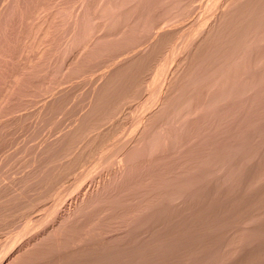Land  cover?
Listing matches in <instances>:
<instances>
[{
    "label": "bare ground",
    "instance_id": "1",
    "mask_svg": "<svg viewBox=\"0 0 264 264\" xmlns=\"http://www.w3.org/2000/svg\"><path fill=\"white\" fill-rule=\"evenodd\" d=\"M5 1H3V3ZM7 1L14 2L12 0H7ZM18 1L20 2V0H18ZM25 1H28V2H25V3H27L26 5L31 4V3H29V0H25ZM45 1H47V0H45ZM45 1H43V2H45ZM48 1H51V0H48ZM55 1H57V0H55ZM63 1H65V0H63ZM68 1H65V2H68ZM71 1H76V0H71ZM82 1H84V0H82ZM85 1L87 2V0H85ZM102 1L103 0H101V2ZM106 1H108V0H106ZM111 1L112 0H110V2ZM123 1H125V0H123ZM150 1L151 0H149V1H147V0H136V2L130 1L131 2V4H130V3H128L129 1L127 0V4H126V2L125 3L123 2L125 4V6L123 4L122 5L124 6V8L127 5H129L126 8L127 9L126 11H128V12H125L126 14L129 13V11H130V12L135 13L133 15H136V13H137L136 11H137V9L140 10V7H142V9H144L145 11L148 10L146 7H148L151 10L154 7L153 9L155 10V12H157L156 9H158L159 3L161 1L156 0V2H159L158 7H157V3H155V0L154 1L152 0L153 2L151 1V3H150ZM164 1H166V0H163V2ZM178 1L180 2V0H178ZM192 1H191V3H192ZM212 1L213 0H211V2ZM11 2H9V4ZM31 2L35 3V1H31ZM36 2H38V4H39V3H42V0L41 1L37 0ZM51 2L49 4V7H51V5H54V2H53V4H51ZM65 2H62V0L58 1V3H60L63 6L65 5L63 3H65ZM86 2H84L85 4H83L82 7L84 5H87V4H89V6H90V4H91V6H92L91 9H93V10L95 9V6L93 7L92 3H90V2L86 3ZM121 2H122V0H121ZM163 2H161L162 3V4H160L161 6L164 5ZM175 2H176V0H175ZM14 3H16V1ZM21 3L23 4L24 2L22 1ZM21 3H19V4L21 5ZM68 3H66L67 6H68ZM75 3L77 4V2H75ZM187 3L190 5V1H188ZM212 3H213L212 6H215V7H212L210 5L209 6L212 8H216L215 10L217 12L218 11L219 12L216 15H213L216 12L212 14L211 12H213V10H212V8L209 7V9H211L210 13L214 17L210 16V17H212V19L211 20L208 19L210 21L209 22L207 21V23H205V25H204V23H202V21L200 23L201 25H199V26H198V24L196 25L195 23H193V25L195 24V26L192 29V31L190 30L191 31L190 33H189L188 27L186 25L185 26V27H187L186 30L189 33V35H188L189 38L188 39L186 38L187 35L185 37L187 39V41L182 39L184 42L182 41L179 44H175V42L177 43V40H179L182 37L184 38V36L186 34V31H184V30L182 31L181 29L180 30L182 31V34H184V33L185 34L183 36L181 35L182 37L179 36L180 37L179 39L176 38L177 39L176 41H174L175 40L174 39L173 40L174 42L169 41V40H171L170 38H173L174 36H176V35H171L177 31V29H175L174 26H173V28L175 31L171 29L172 32L174 31L173 33H171V31L168 30L169 28H166V26H165V28L168 31H164L165 28H162L164 32L159 28L160 26L157 27L158 29H160L162 31L161 33L160 32L156 33V32L151 30L152 32H154V34L155 33L156 34L155 35L153 34L154 36H151V37L149 36L150 39L149 38L148 39L150 42L146 39L147 43L148 42L149 43L147 44V46L144 44L145 45L144 49H143V47H141L142 50L141 49L139 50L140 46L143 45L140 42L142 40H140L139 41L140 43H138L139 44V48L137 47L138 50L137 49L135 50L134 48H136L135 45L138 46V44H137L138 41H136L134 43L132 41L130 42V41L126 40L127 43L129 44V47H128L127 46L128 44L125 43V40L122 39L125 43V44H123V43L122 44L127 46L128 48L132 47L131 50L133 51V49H134V51L129 56L126 55V56H124V58L121 57L122 60L120 59V57H119L120 55H119L118 57L120 60L118 59V62H115L114 64L111 62L112 66H114V67L110 66L111 64H109V66L112 68L109 71L107 70L106 73H104L103 75H102V73L99 74V72H98L102 68H100V69L98 68L99 69L98 71L95 68V71L98 73H96V72H94V73H96L98 75H102V77H101V81L98 82L96 86L93 84V86H94V88L92 87L93 89L89 88L90 94L86 91L88 89H85L87 86V84H85L86 81L82 82L86 85V86H82V84H81L82 87L76 83V86L77 85L79 86L78 89L75 88V90H74V87H73L74 85L71 86L73 89L72 93H76L77 90H79V89H80V91H82L81 88L83 89L85 87L84 88L85 92H87L89 95H87V93L84 94L87 98L85 96H83V98L85 97L87 99L86 101L84 100L85 102H87L86 104H83L85 102H81V101H83V98L82 99L79 98L80 99V100H78L79 102L77 100H75L76 102H78L77 105H81V104H83V106L85 105L82 108H81V106H80V108H78L79 106L77 107V105L74 104V102H73V104L70 102L73 106L75 105L74 107H71V104L69 103V101H67L70 105L69 107H71L72 110L75 107L80 109V110H83V108H84V110L81 111V113H79L80 110L77 109L79 116L78 115H77L78 117L76 116L77 117L76 123L74 125L72 123V128L67 129L66 132L63 131L64 133L62 135L59 134V132H58V134L61 136L58 137L57 131H56V130L59 131L60 128L57 129L58 128L57 126H53L51 124V122L56 118H53V120H51L50 116H52V113H50L51 115H49L50 118L48 119L47 118L48 116H46L47 115L46 113L52 112V111H54V109H57L56 105H57V102L60 99H62V94H60V95L57 94L58 96L51 97L52 99L49 102H47L48 103L47 106L42 105L44 107L43 109L41 108L43 111L37 110L39 112V116H37V119H38V117L40 119H42L43 125L45 126V127L43 126L44 128H47L48 125H50V124L52 125L53 128L57 127L56 129H50L52 132L51 134H53L56 131V134L55 133L53 134V135H56V139L54 137V139H55L54 140L52 138V136H49V137H51L54 141L51 138L50 139L46 138V137H48L47 133L45 132L47 129H45V131H43V132H45V136H46V137L44 136V138L52 140V141H50L52 143H49L50 144V145L48 144L49 147L46 146V148H44V147L42 148V147H40V145L38 146L39 148L44 149V150L39 149L36 151L37 148L35 149L36 152H33L32 156L38 154V160L39 161H35V163L39 162V164L35 167L33 166L34 169H32V167H30V165H27L28 162H29V164L34 165L33 164L34 158L30 154L31 150H29L30 148H32L31 147L32 144L30 143L31 146L30 145L27 146V144L29 142L27 143L26 139L24 138L22 145H24V143H27L25 145H26V147H29V149L26 150V152L27 153L29 152L28 155L30 154V156L33 158L32 159L33 163H31L30 161H26L27 163L24 164L21 161V160H23L24 154L26 155L27 153H24L23 155L19 154L22 156V157H20L22 159L20 160V158H19V160L24 164V166L27 165L28 168H31L30 169L31 173L28 176V172H26V169H25L26 173L23 171V173L26 174V175L24 174L25 180L21 179V180H23L24 184H22L23 183L22 181H21L22 183L20 182V180H19L20 178H16L17 181L19 180L18 184H17V182H14L15 179H13L14 180L13 183L11 182L12 184L16 183L17 187L19 186V183L22 186L15 188L14 185H12L10 183L14 188L12 186H10V184H9L11 189L9 188L8 192H6V189H8L9 186L5 189V191H4V189H3V191H2V189H0L1 190L0 193L2 194V195L0 194V196H1L0 197V208H2V212L0 211V215H3V217H1L2 221L3 220L5 221L6 217L10 218L12 212H10L9 210H11L12 208L16 209L17 210L16 212H19V213L21 212V210H25V209H27V210L30 209L32 211V209L36 210L39 207L44 208L43 206H45V204H47L46 203L47 201L45 202L44 199L45 198L49 199V197H50L51 199H49V200L51 201L52 196H53V195L51 196V194H54L52 192H55L56 194H55V196H53V200L51 201L52 203L49 204V206H47V207L45 206L44 209L46 211H45V214H43V215L30 217V215H32V214L29 210L30 215L25 213L26 214V217L24 216L25 221L23 220L24 223L22 222L23 223L22 224V223H18L19 221L17 222L16 219H14V216L12 214L13 218H11V220L13 219L16 221V224L18 223L17 225L13 224L14 222H12V224H11V225H14L15 228L17 227L16 231L14 230L15 232H13V234L10 232L12 234V236L10 233H5L6 230L4 229V227L7 228L6 227L7 224H5L3 226L4 221L0 223V225L3 226V228H0V229H2V230L4 229L5 231L3 230V232L7 236H8V234H9V236H11L10 237L11 240L9 237L8 238L6 237L7 240L8 239L10 240V242L8 240L9 243L7 242L5 244V245H8V248L5 250L7 252V254L3 258L0 259V264H264V52L262 53L263 54L262 57H258L259 59L253 58L254 60L251 61V63H253L251 65H253L254 69H256L254 71V73L260 72L258 74L255 73V75H252V76H248V74H247L248 72L249 73L253 72L254 69L250 65V61H248V57H246L249 52H250L251 56L252 55L255 57L258 56L256 54L254 55V53L259 54L257 51L262 46V44H261V46H259L258 43L264 42V0H214ZM38 4L35 3L34 6L35 5L38 7L41 6V8L43 7L44 9L48 8V7L46 8V5L48 6V2H47V4L45 2L44 3L45 5H43V4L38 5ZM79 4L80 5L82 4L81 1L79 2ZM79 4H77V7L79 6ZM93 4L96 5L97 3L95 4V2H94ZM133 4H134V7L132 6ZM10 5H11V8L10 7H7V8L13 9L12 3ZM14 5L17 6L18 4L16 3ZM31 5L33 6V4H31ZM71 5H69L68 7H70ZM118 5H120V4H118ZM130 5L132 6L133 10H129V9H131ZM23 6H24V4H23ZM56 6L59 9L60 5L57 4V5L52 6V8H54V10L52 8H49V9H51L49 11L54 12L55 9L57 10V12L59 11L58 14L56 11L54 12V13H56L54 15H57L55 17V19L57 18V20H58V18H59V21L53 20L51 22L50 27H53V24L55 21L59 22V23L55 24V25L61 24V27H60V25L58 26V28H60V29H58V32L60 30L61 31L63 30V29H61L62 28V22H60V20L65 19V17L69 18V16H65V15H67V14L69 15V13L71 12V14L73 16L72 20H74V17L80 16V13H81L80 11H82L79 9L80 11L77 12L78 14L76 13L77 15L74 16L72 12H74L75 9H71L73 6L68 8V9H71L72 11L68 10L67 8L64 7L66 9V12L70 11V12H67V14L65 13V10L62 6L60 7V10H62L61 8H63V10H64L63 13L60 10H58L57 8H55ZM89 6L87 7L88 9H89ZM111 6H112V4H111ZM114 6H116V5H114ZM144 6L146 9L144 8ZM151 6H152V8H151ZM155 6H156V9H155ZM179 6H181V5H179ZM186 6L188 7V5H186ZM4 7L3 6L1 7L0 12H2V9ZM18 7H20V6L18 5ZM18 7H17V9H18V11L20 10L21 13L26 11V10H24L22 12L21 7H20V9ZM96 7H97V5H96ZM102 7H104V6H102ZM183 7L187 8V7H185V5H183ZM15 8H14V11L16 10ZM24 8H25V6H24ZM41 8L36 7L35 9H38V11H39ZM43 8L40 11H43L44 10ZM184 8H183V10H185ZM5 9H6V7L3 10L5 11ZM82 9H84V7ZM114 9H115V7H114ZM32 10L35 11L34 8L29 10V11H32ZM76 10H78V8ZM144 10H142V11H144ZM151 10H148V11L151 12ZM154 10H153V12H154ZM172 10H173V8H172ZM6 11H8V9ZM6 11L4 12L5 15H7ZM11 11H13V10H11ZM18 11H16V12L18 13ZM38 11L36 12V15L34 12H33V14L32 13L30 14V12H29V14L35 15V17H36L37 13L39 15L40 11L39 12ZM111 11L112 10H110V12ZM145 11L142 13L145 14ZM148 11H146L147 14H145V15H147L146 17H148V19H149V16H148L149 12ZM207 11H208V9H207ZM20 12H19V14H20ZM44 12H45V10H44ZM44 12H43V14H45V15L48 14V16H50V12L49 13H48V11H46V13H44ZM53 12H51V14ZM159 12H160V8L158 9V13ZM139 13L142 14L141 12H139ZM139 13H138V17L141 18L139 16ZM162 13H163V11H162ZM9 14H11V15L14 14L15 17L9 16ZM19 14H17V15H19ZM23 14L25 15V16L22 15L24 17L23 22L27 21L28 23H26V24L28 25L30 22L27 19H25L27 13L24 12ZM43 14L41 13L39 16H41ZM63 14H65L64 17L61 16ZM71 14H70V16H71ZM82 14L83 13H81V15ZM2 15L3 16H2V18H0V20L3 19V17L5 16L4 14H2ZM17 15H15L14 12L12 13L10 11L8 13V16L10 18L12 17L11 19H13V17L17 18L16 17ZM30 15L28 17L35 18L33 16H30ZM113 15L112 16L114 18H115V16L117 18V15H115V13ZM145 15H143V16H145ZM150 15H151V13H150ZM8 16H5V17L8 18ZM109 16H110L109 18L111 20H114V24H112V23L110 24V22H111V20H110V22H109L110 26L115 25V22H116V24H118V22L116 21V18L114 19V18H112L111 15H109ZM154 16H157L156 13H155V15L153 14V16H150V17L153 18ZM160 16H161V14H160ZM5 17L3 20L6 19ZM20 17L21 16H18L19 22L21 20H23V19H21L22 17L21 18ZM32 18H29V20L31 19L30 20L31 22H33ZM42 18L45 19V16H43ZM80 18H82V16H80ZM109 18H107V19L109 20ZM139 18H137V19L139 20ZM158 18L159 19L161 18V20H162V16L158 17ZM158 18H155V19H158ZM19 19H21V20H19ZM44 19L40 20V22H41L40 24H42V22L45 21ZM52 19H54V17ZM52 19H49L48 21L50 22V20H52ZM69 19L71 22L72 21L71 18H69ZM88 19H89V17H88ZM8 20H9V18H8ZM8 20H7V22H8ZM152 20H154V19H152ZM11 21H13V20H11ZM14 21H16V20L14 19ZM35 21H36V19H35ZM157 21L161 22L160 20H157ZM157 21H156V24L158 26L160 24ZM204 21L206 22V20H204ZM1 22L5 23V21H1ZM7 22L5 24L6 26L7 25L11 26L10 24L15 25V23H13V22H11L10 24H8L10 21L8 23ZM37 22H38V19H37ZM46 22H47V20L44 23L47 24L48 22L47 23ZM130 22L133 23L131 20H130ZM136 22H137V20H136ZM141 22H142V20H141ZM141 22L138 21L137 22L138 24H136V26L139 25V23L141 25ZM75 23H76V26H77V24H79L78 27L80 28L81 22L80 23L75 22ZM124 23L126 26L124 25ZM124 23H123V25L126 27L125 30L130 28L128 30H131V32H134L133 27H135V26L132 27L133 24L131 26L128 25L129 27L127 28L128 23H126V20ZM131 23H129V24H131ZM142 23H144V22H142ZM16 24H21V23L17 22ZM66 24H64L63 26H65ZM104 24L99 26V28L102 27ZM107 24H108V22H107ZM109 24L107 25V27H109ZM175 24H176V22H175ZM33 25H36V23H34V24L32 23V26ZM37 25H36V28H38L40 26L39 23ZM55 25H54V27L56 28ZM72 25L73 24H70L69 28H72ZM121 25H118V26H120L119 29L121 28ZM123 25H122V28L124 30ZM142 25H143L144 29H146L145 26L149 27L146 24H145V26H144V24H142ZM142 25H141V27H139V26L138 27L142 28ZM17 26L19 27V25H17ZM47 26H48V24H47ZM47 26L43 25L42 27H47ZM12 27H14V26H11V32H15L12 30L13 29ZM33 27H35V26H33ZM42 27H41V29L40 28L38 29V32L40 30V33H42L41 32ZM66 27H67V25L65 26V29H66ZM74 27L75 26H73V28ZM113 27H112V29H113ZM6 28H4V31H1L3 29V26H2L0 31L4 32L5 34L3 33V35L7 36V32H5ZM8 28L6 30H8ZM15 28H17V27H15ZM36 28L33 29L34 32H36V30H35ZM73 28L71 29V31L73 30ZM109 28L111 30V27H109ZM122 28L120 29L121 31H122ZM135 28H137V27H135ZM182 28H183V26H182ZM43 29H44V31L43 30L42 31L44 34V32L47 28H43ZM48 29H47V33L49 32ZM52 29H50L52 35L53 34L55 35L54 32L57 33L55 35L56 37L59 33L61 34V31L58 33L57 30L55 31V29H53L54 31L52 32ZM77 29L78 28H76L75 30H77ZM144 29H143V31H144ZM148 29H150V27ZM151 29H153V28H151ZM75 30H74V32H75ZM80 30H77V31L79 32ZM114 30H116V29H114ZM120 30L118 31V29H117V31L119 33H120ZM180 30L178 28V31H179L178 33L181 32ZM64 31L65 30H63V32ZM112 31L108 30V32H110V34L112 33ZM117 31H114V33L111 34L113 36V38H114V35L120 36L119 33H117V34L115 33ZM143 31H142V33L144 34L147 30H145V32H143ZM1 32H0V34H1ZM8 32H10V31H8ZM67 32H69V30L65 31L64 34L62 33L61 35H63V37L66 36ZM105 32H104V34H105ZM152 32H149V33H152ZM17 33H20V31ZM21 33L18 36L21 37ZM122 33H124V31H122ZM125 33H127V31H125ZM178 33L176 32L175 34H178ZM23 34L26 35V32ZM78 34H81V33H78ZM95 34L94 35L91 34V35L95 37ZM97 34H99V33L97 32ZM108 34L106 35L107 37L110 36ZM130 34L128 33L127 37ZM3 35H1L0 37H2ZM9 35L7 37H10V39H11L12 35H10V36ZM37 35H39V33ZM70 35H72V34H70ZM132 35H133V33H132ZM148 35H150V34H144V37L139 38L140 36L138 37V33H137V35H135V38L137 37L139 40V39H142L145 37L147 38ZM14 36H15V38H18L16 35H14ZM27 36H28V34H27ZM27 36H25V39ZM73 36H74V33H73ZM79 36L76 38L79 39ZM119 36L117 37L118 40L116 39V41H119ZM7 37L4 36L6 41L8 40ZM28 37H29L30 42L31 41L34 42L35 43L34 46H37V47H38V45L42 46L44 41L46 42L45 44L47 46L48 42L51 40L53 41V39H54V38L53 39L51 38L52 36L50 37L51 39H49V38L47 39L44 36L48 40V42L46 40H44L43 42L41 41L42 44H40V41H37L40 39L33 41L32 40L33 38L30 39V36H28ZM32 37H33V33H32ZM34 37H35V35H34ZM41 37H43V36H41ZM41 37H39V38H41ZM63 37L62 36L57 37L55 39V41H53V42H56V40H58V38H59L58 41H60V39L63 40ZM121 37H123V36L121 35ZM176 37H178V35ZM4 38H2L3 42L0 45V48H2V51L4 50L3 49L4 45H6V43H7V42L5 43ZM23 38H20V39L25 41V39H23ZM70 38H72V37L70 36ZM99 38H103V37L99 36ZM115 38H116V36H115ZM20 39H17V40H20ZM72 39H75V36ZM81 39H82V37H81ZM97 39L95 40L96 42L95 41L93 42V44L97 43ZM22 40H20V42H22ZM41 40H42V38H41ZM14 41H16V40H14ZM14 41L11 40V42H9V41L8 42L11 44L12 42L14 43ZM35 41L38 42V45L36 44ZM58 41H57V43H59ZM64 41L67 42L66 39ZM76 41L78 42V40H76ZM99 41H101V39ZM20 42H16L18 44L14 43L13 45H16V46L19 45L20 46V44H21L22 49L26 50L27 47H25V49L23 47V45L25 46V44L23 42H22L23 44ZM26 42H27V40H26ZM53 42H49V45ZM68 42L70 43L71 40H68ZM77 42H76V45L78 44ZM120 42H121V40H120ZM142 42L144 43L145 39ZM169 42L171 44L172 43H174V44H172V46H171V45H169L170 44ZM3 43H5V44H3ZM72 43L75 44L74 40L72 41ZM130 43H134L135 45L133 44V46H132V44L130 45ZM166 43H169L168 48L171 46V48L169 49V54L174 55V54H176V52L177 53L179 52V55H180V52H182L181 53L182 56L179 57V60L176 62V65L174 64L175 67L173 66L174 69H172V67L169 66L171 68L170 71L168 69V66H166V64L168 63L167 57L169 55H164V54H166V52L168 53V51L165 50V53L162 52V49L165 48L164 46H166L165 45ZM10 44H7V45H10ZM45 44L43 45V48L41 46H40V48L45 49V47H46ZM63 44L64 43H62V45ZM90 44H92V42ZM97 44H99V43H97ZM13 45L11 44L10 46H13ZM6 46L4 48H6ZM31 46H32V48H30V46H29L28 49L29 50L33 49V51L38 49V50H36L38 52V54L35 51L37 55L40 56L41 52H44V54H46L44 50L40 51L39 47L38 48L36 47V49L33 48V43ZM52 46L57 47V45L56 46L52 45ZM68 46H69V44H68ZM68 46L63 45V47H65V48ZM90 46H92V45H90ZM15 47L13 46L14 49H15ZM18 47H17V52L19 53L20 47L19 48ZM88 47H89V45L87 46V50H88ZM96 47H97V45H96ZM89 48H93V47H89ZM101 48H103V47L102 46L99 47V50ZM106 48L108 49V47H106ZM106 48L100 50V52H102V53L99 52L100 53L99 56H101V54L104 55L105 53H108V52L103 53L104 52L103 50H106ZM115 48H117V46ZM115 48L113 47V49H115ZM166 48H167V46H166ZM255 48L256 49L258 48V50L256 52L253 51V50H256ZM7 49L8 48L5 49L6 50L5 53L1 52V54L2 53L4 55L7 54L11 48L8 51H7ZM28 49L26 51H29ZM46 49H47V47H46ZM50 49H51V46L48 50L51 52V53L50 52L49 53L52 55H54L55 52L56 53L59 52L58 49L54 48L56 51L54 50V54H53V51H51ZM62 50L60 48V52ZM117 50H120V49L117 48L116 50H113V51L116 52ZM12 51H14V50H12ZM12 51H9V53L10 52L12 53ZM65 51L67 52V50H65ZM79 51H81V50H79ZM79 51L77 50V52H79ZM252 51L254 52L253 54H251ZM261 51L262 50H259V52H261ZM14 52H16V51H14ZM77 52H76V57H75L76 59H80V57L85 59V58H89V56H90V57H92L91 59L93 60V56H91L93 54L88 55V53L86 52L87 53V57H86L85 52H83L85 54V56L83 57L80 54V57H79V56H77L79 54V53L77 54ZM117 52L120 53V51H117ZM160 52L163 54H161ZM13 53H12V56L15 57L13 55ZM21 53L22 54L24 53L23 56L25 55V51L21 52ZM21 53H20V55H17V56H19V58L23 57V56H21ZM32 53L30 52L29 55L26 53V55L30 56V55H32ZM49 53L47 52V54H49ZM91 53H93V51H91ZM14 54L16 55L17 53H14ZM44 54L42 53V55H44ZM50 54H49V56H50ZM110 54H112V53H110ZM56 55L54 57L51 56L52 59L56 58ZM65 55H67V54H65ZM171 55H170V59H171ZM27 56H25L23 59L22 58H20V59L23 61ZM41 56L40 57L37 56L39 58V60L34 61V59H33V61L34 62H38L40 60L43 61L44 59H42ZM46 56H48V55H46ZM60 56H61V54H60ZM62 56H63V54H62ZM102 56H101V58H105L107 56L106 58H107V60H109L107 54L104 55L105 57H102ZM162 56H164V57H162ZM174 56L172 59H174V58L178 59V58H176V57H178L177 54H176V57H174ZM259 56H260V54H259ZM67 57H64V59H66ZM77 57H79V58H77ZM6 58H7V55H6L5 59L3 57L4 60H6ZM29 58H32V57H29ZM33 58H35V56ZM58 58L59 57H57V60H58ZM14 59H16V58H13V60ZM64 59L62 58L61 63H64L63 62ZM69 59H70V56H69ZM83 59H82V61H83ZM105 59H103V60H105ZM170 59H169L170 62L168 64H170L171 62L174 61V60L172 61V59L171 60ZM245 59L247 60L248 63H246ZM25 60H27V59H25ZM25 60L23 61V64H22L23 66L27 65V67H28L31 65V67L37 68V66L40 65L38 63H35L37 66L36 65L32 66L34 64H33L31 59H30V61L28 60L29 62L26 61L27 63L24 64ZM50 60H51V58H50ZM54 60H52L51 64L53 65V62H54V66H55L56 60L55 61ZM70 60H74V59H70ZM94 60H93V62L96 61V60L95 61ZM107 60H105V61L107 62ZM0 61L3 62L2 59H0ZM14 61L16 62V60H14ZM22 61H21V63H22ZM42 61L39 63H41L42 69H43L44 64H42ZM74 61H75V63H72V61L71 62L69 61L70 63L66 62V61L65 62L70 64V67H71V63L73 64L72 66H76L75 65L76 60H74ZM7 62H9V64ZM15 62H14V64H15ZM58 62L60 63L59 60L57 61V63ZM6 63H7V65H9V67H10V65H12V64H10L11 61H6ZM59 63H58L59 66L60 65L63 66V64H59ZM17 64L21 65L20 63H18V61H17L15 66H17ZM46 64H45V66H46ZM95 64H96V62H95ZM245 64H248L247 68H249V66H251L250 68L252 69V71L249 68V69H247L249 71L246 72L245 69H243L244 67H246ZM2 65L3 66L0 65V68L1 67L4 68L5 62ZM41 65L39 66V68H41ZM58 65H56V66H58ZM78 65L79 64L77 63V67L79 68ZM80 65L82 66L81 62H80ZM92 65H94V64H92ZM171 65H173V64H171ZM47 66H48V64H47ZM81 66L79 68L80 69L79 71L82 70ZM21 67H19V68H21ZM27 67L21 68L22 70L25 69L24 73H27L28 69H33V68H29V67L27 68ZM50 67H52V66H50ZM68 67H66V68H68ZM241 67L244 70V73L241 71V74L243 73V74L247 75L246 77L241 76L242 77L241 78L240 75H238V73L240 74V72H238V70L239 69L242 70ZM36 68H35V70H37L36 76L34 73H33L34 75L32 74V72L33 71L35 72V70H32L31 74L33 77H35L34 79L41 78L42 80L39 82L42 83V81L45 79V78H42V76L45 74V72L42 75V73H40L42 70L39 71L40 69L38 68L39 69L38 70ZM69 68L66 71H70V72L74 71V67H72L73 70L71 68H70L71 70H69ZM78 68L76 70H78ZM82 68H83V66H82ZM258 68L259 69L261 68L260 71H257ZM10 69L11 68H9L8 70H10ZM47 69H48V67L45 70H47ZM11 70H13L15 73L17 72V71H15V69H11ZM48 70H50V69H48ZM0 71H1L0 74H2V70H0ZM13 71H11V72H13ZM18 71H20V69ZM23 71L21 73H23ZM79 71H78V73L80 74ZM82 71H85V73L88 72V70H82ZM93 71L94 70H92L91 72H93ZM102 71H104V70L102 69ZM102 71H100V72H102ZM6 72H7V70H6ZM11 72H8V73H11ZM48 72L46 73V75H48V74L50 75L51 72L50 73H48ZM91 72L89 74V80L90 81L92 80L90 78H93V76L91 75L92 74ZM4 73H5V71H4ZM21 73L20 74H18V73L14 74L15 77L17 75H20V77L17 76V77H19V79H17V78L15 79V80H17V82H19L18 80L22 81V79L24 78L23 76H21ZM38 73H40L42 75L39 78L37 77ZM62 73H65V72L62 71ZM94 73H93V75H94ZM161 73H163L162 75H166V73H167V75L165 77L163 76V79H162ZM68 74L70 75V74H72V72L68 73ZM22 75H24V74H22ZM90 75L92 77H90ZM98 75H96L95 77H98ZM158 75L159 76L161 75V77H159ZM24 76L27 77V75H24ZM30 76L31 75L29 72L28 81L31 80L30 78H32V76L31 77ZM72 76L74 77V75H72ZM84 76H86V75L84 74ZM7 77H8V75H7ZM70 77H71V75H70ZM95 77H94V79H96ZM0 78L2 79V77H0ZM6 78H5V80H6ZM20 78H22V79H20ZM75 78H78V76ZM84 78L87 80L88 77H82V79H84ZM160 78L163 80V81L161 80L162 81L161 84H159V82H156V79L159 80ZM11 79L14 80L12 77H11ZM34 79H32L31 81H34ZM26 80H27V78L22 81V83H23L22 87H24L23 86L24 83L26 85V82H27ZM10 81L11 80H9V81L7 80L8 83ZM21 81L19 84H21ZM31 81H29V83ZM46 81H47V79H46ZM49 81H50V78L47 81V83L51 82V81L50 82ZM95 81L92 80L91 82L94 83ZM1 82L2 81H0V83ZM7 82H5V84ZM13 82L15 83L16 81H13ZM17 82H16V84H17ZM43 82H44L43 84H46L45 80ZM67 82H69V80ZM78 82H80V81H78ZM29 83H27V85L25 86L26 88L30 87L28 85ZM88 83L91 85L90 82H88ZM1 84H3V82ZM10 84H11V82H10ZM16 84H13V85L16 86ZM30 85L35 87L34 86L35 84L31 83ZM36 85L38 86L37 83H36ZM39 85H41V84H39ZM42 85L39 86L40 90L46 88L45 85L43 86L45 88H43ZM47 85L49 86V84H47ZM1 86L2 85H0V88H2ZM3 87H4V85H3ZM18 87L21 88L20 85ZM71 87H69L67 89H70ZM4 88H2V89H4ZM51 88H53V86ZM6 89H4V93H6L5 92ZM22 89H24V88H22ZM35 89H36V87H35ZM37 89H39V88H37ZM46 89H49V88H46ZM84 89H83V91H84ZM90 89H92L91 92H90ZM9 90H11V88ZM19 90L17 88L16 91H19ZM29 90L27 91V89H26L27 94L31 95V93H33L34 90L33 91H29ZM0 91H3V90H0ZM13 91L11 93H13ZM24 91H25V89H24ZM2 93H0V94H2ZM9 93H10V91H9ZM77 93L80 94L79 92H77ZM16 94H18V96H19V93H16ZM16 94L14 95L15 99L17 98V97H15ZM144 94H147V96L145 98H144ZM21 96H22V98L28 97L27 95L26 96H24V94L22 95V93H21ZM47 96H48V94L46 95V98H47ZM11 97L13 99V94L11 95ZM65 97H66V94H65ZM19 98H17V99L19 100ZM32 98H34V97H32ZM0 99H2V97ZM35 99L36 98H34V103L36 102V100L40 99V97L36 100ZM43 99H45V98L42 97V100ZM136 99L138 100L139 104L136 103V101H135ZM141 99H142V101H141ZM5 100H6V98H5ZM24 100L25 99H23V101ZM31 100H33V99H31ZM2 101L3 100H0V104H2L1 103ZM4 101H3V103H4ZM23 101H21V98H20V102H21V104H23V106H25V105L31 106L32 105V104L28 105L26 103L24 105V103H22ZM26 101H28V100H26ZM26 101H24V102H26ZM7 102L5 101V103H4L6 106L8 103H11V102H13L16 105V103L12 100H10V102H8V103ZM17 102H19V101H17ZM20 102H19V104H20ZM37 102H36V104H37ZM126 102H131V105L133 103V105H135L136 107L138 105L140 110H142L144 113L137 115L136 112L138 111L137 113H139V111H140V110H138V107L137 108L135 107L137 110L135 112L134 106L133 107L130 106L131 109L133 108L132 115L134 114L133 112H135L133 117H135L136 115L137 116L135 118H132L133 119V125H132L133 129H131L130 127L127 128V129H130V131H131V132H129V131L127 132L128 134L130 133L129 136H127L128 138H126L125 140H120L121 141L120 142L118 139L121 137L120 133H122V131L119 133L118 131H120V129L118 131L116 129V132L120 134L119 138H116L119 141V143L114 145L113 149H111V151L107 155L102 156L101 154H99L100 155L99 157L96 156L97 158L95 157L96 160H95V164L93 165V167H94L93 169H96V168L100 169V167L102 168L104 166L103 167L104 170H105V167H110V166L112 167L113 166L112 172H108V176L106 175V176L102 177V179L100 181L98 179L97 185H95V187H93V188L91 187L88 189H84L83 186H81L82 185L81 183L78 185L75 184V185H77L75 189L73 188L75 192L72 193L70 191V193H68V195L70 194L69 195L70 197L63 198L64 196L63 197L60 196L58 194L59 191L57 192V190H59V188H58V185H56V183L58 181H60V183H61V181L64 182V180H62L60 178H63L67 174L68 175L66 177L68 178L70 171L75 166H77L79 164V162H80L79 157L83 156L85 151H87L89 149H90L89 151H91V149H92L95 153L97 151H99L98 153H101V151L104 150V148L108 142L103 141L102 138H104V137L107 138L106 136L107 135L109 136V134L112 133V132H110L112 129L110 128L111 130L108 131L110 133L107 135L103 134L104 136L102 137L101 133L103 132V130H102L103 124L105 126L104 127V130H105L106 125H109V124L105 123V122H108L107 120L110 119L112 121V117L115 119L116 117H114V116H117L119 113L122 112V110H125V112L124 111L123 112L126 113L128 111V109H126V108L123 109L124 106H126V104H124ZM40 103L42 104V101ZM4 104H2V107L0 106L1 109L5 107ZM128 104L130 105V103H127V105ZM13 106L10 107V105H8V107L10 109ZM122 106H123V108H122ZM17 107H21V105L20 106L18 105ZM60 107H62V105ZM66 107H68V106H66ZM62 108H64V106ZM62 108H61V110H62ZM5 109H7V108H5ZM13 109L15 110L17 108L15 107ZM39 109H40V106H39ZM34 110L36 112V109H34ZM34 110H33V113H34ZM61 110H60V112H61ZM7 112H9V110ZM55 112H56V110H55ZM55 112H54V114H55ZM57 112H59V110H57ZM10 113H11V111H10ZM75 113L72 115H75ZM78 113H76V114H78ZM129 113H130V110L127 113L128 117L131 115V113H130V115H129ZM40 114H43L44 117H42L43 115L40 116ZM127 114L124 115L125 116L124 117L123 113H122V115L119 114L120 116H118V117L123 116V119L124 118L127 119V117H126ZM55 115H57V114H55ZM63 116H65V114ZM66 116L71 117V118L73 117V116H68V115H66ZM59 117L62 118V116H59ZM59 117H58V119L60 120ZM9 118H10V116H9ZM19 118H20V116H19ZM63 118H65V117H63ZM71 118L69 120H72ZM45 119H48L50 124H49L48 120L46 122ZM21 120L23 121V119H21ZM25 120L23 122L24 125L27 122ZM43 120H45L46 124L48 123L47 126H46V124H44ZM59 120H57L58 123L61 122V121L59 122ZM110 120L108 123L111 122ZM117 120L119 121V119H116V123H113L115 120L113 122H111V123H113V126H112L113 128L116 127V126L114 127V125L119 124V123L117 124ZM124 120H123V124H121L122 123V120H121V123H120L121 126L124 125ZM175 120H176V122L178 121V123H179L178 124L179 132H177L178 131V129H177L176 132L178 134L175 135L174 131L176 130V128H175L176 125H174L175 129L172 126L171 129H173V131H171V129H169L170 130L169 132L172 134V136H175L173 138L170 133L167 134L168 131H166L165 128L170 127L169 122H171V121L175 122ZM6 121H7V119H6ZM11 121H12V117H11ZM15 121L16 120L14 119V122ZM55 121L56 120H54V122ZM36 122H38V121L36 120ZM54 122H52V123H54ZM9 123H11V122H9ZM29 124H30V122H29ZM4 125H6V124H4ZM4 125L1 124L2 128H4ZM13 125L11 123V128L13 127ZM28 125L26 124V126H28ZM60 125H58V126L60 127ZM65 125L66 124L63 125V128ZM125 125H127V124H125ZM130 125L131 124L129 123L128 126H130ZM15 126L17 128L19 127L16 124H15ZM20 127H21V125H20ZM69 127H70V125H69ZM7 128L8 127L5 126V129H7ZM17 128L15 130H17ZM19 128H18V130H19ZM22 128L23 127H21V129ZM44 128H42V129H44ZM63 128L60 129V133H62L61 130H64ZM117 128H121V127L118 126ZM28 129H30V131H31V128H28ZM124 129H125V127H124ZM124 129H123V131H124ZM52 130L53 131L55 130V131L53 132ZM108 130H109V128H108ZM167 130H168V128H167ZM2 131H4V130H1L0 132H2ZM40 131L42 133V130H40ZM162 131H163V133H164V131H166V133H164L165 136H163L164 134H162ZM33 132H35V131H33ZM48 132H49V135H51L50 131H48ZM31 133L29 134V132H28L29 135H31ZM127 133L125 132L124 134L127 135ZM32 134L34 135V133H32ZM42 134H44V133H42ZM8 135L9 134L7 132L6 137ZM25 135H26V132H25ZM29 135H27V136H29ZM35 135H37V136H35L36 138L35 137L33 138L34 142H36L35 139H37L41 134L39 136H38V134H35ZM115 136L113 135L112 137L114 138ZM160 136L164 137L165 139H163V141H161L162 137H160ZM8 137L10 138V135ZM8 137H7V139H8ZM21 137H22V135H21ZM30 137L32 138V136H30ZM110 137H111V135L108 138H110ZM170 137L173 139H171ZM17 138H18V136H17ZM31 138L28 139L30 142L32 141V140H30ZM42 138H43V136L39 139L41 141V144H42V140H41ZM7 139H6V141H8ZM14 139H16V136ZM106 140H108V139H106ZM19 141H21V140H19ZM40 141H39V144H40ZM14 142H17V140L16 141L14 140ZM104 142H106V145L102 147ZM10 143L13 145L12 141H10ZM36 143L38 144V140ZM36 143H35V145H36ZM45 143L47 144L48 142L46 141ZM19 144H18L19 147H22V149L24 150L25 146H21L20 142H19ZM114 144H115V142H114ZM16 145L17 144H15V146ZM13 146H12V148H13ZM33 146H34V144H33ZM110 146H108V147H110ZM17 147L18 146H16V148ZM19 149L22 150L21 148H19ZM98 149H100V150H98ZM23 150H22V153L24 152ZM106 150H107V148H106ZM14 151L16 152V150H14ZM0 152H2V151H0ZM3 152H5V154L7 153L4 150H3ZM15 152H13V153L15 154ZM94 152H92V153L94 154ZM2 153H0L1 156H2ZM13 153L11 152V155ZM16 153L18 154L19 152L17 151ZM87 153H85L84 155H86ZM41 154H46V155L41 156ZM93 154H91V157L89 160H92L91 158L94 157L97 153L94 156H92ZM8 155H9V153H8ZM73 155H74V159L72 160V163H73V166H72V163L69 164L68 160L71 156L73 157ZM3 156H5L4 153H3ZM16 156L17 155L15 154V158H16ZM30 156L28 158H30ZM89 156H90V154H89ZM9 158L10 157H8L7 159H9ZM15 158L14 159L11 158V160L12 159L13 160L18 159V157L16 159ZM7 159H5V160H7ZM84 159L87 160L88 156H87V159L86 158H84ZM19 160H18V163L20 162ZM25 160H26V156H25ZM34 160H36V159H34ZM86 162L88 163L90 161H86ZM6 163H8V162H6ZM12 163H13V161H12ZM22 163H20L18 165H22ZM65 163H68V166H66L67 164H65ZM8 164H10V161ZM16 164H17V162H16ZM80 164H82V163H80ZM14 165H13V167H14ZM69 165L71 167H69ZM82 165L84 166L85 164H82ZM83 166H80V167H83ZM21 168H22V170L24 169V167H22V166H21ZM74 169L76 171L75 172L73 170L75 173L81 172V171L77 172V170H76L77 168H74ZM104 170H102L103 173L105 172ZM13 171H12V174H15V172H13ZM108 171H109V169H108ZM74 172H73V174H74ZM95 172H96V170H95ZM98 173L99 172H97V175H98ZM93 174H95V173H93ZM93 174H92V171H88V172H86L85 176L92 178ZM16 175H19V174L17 173ZM100 175L101 174H99V176ZM3 176L5 177V179L6 178L11 179V177L13 175L12 176L9 175V177L5 176V175H3ZM76 176H77V174H76ZM13 177H15V175ZM81 177H83V176H81ZM1 179L4 180L3 178L0 177V180ZM10 179H9V181H7V180H5V181H7V183H8V182H10ZM65 180H66V178H65ZM72 180L73 179H71V182H72ZM89 180L92 182L91 179H89ZM81 181L85 182V178L84 177H83V179L81 178ZM90 181H88V182L91 183ZM0 182H2V181H0ZM67 182H68V179L66 181V184H67ZM93 182H94V180H93ZM4 183L5 182L3 181V184ZM93 184H95V182ZM62 185H64V184H61L59 187H62ZM56 186H57V188H55ZM72 186H73V184H72ZM0 187H1V185H0ZM65 187H66V185H65ZM65 187H63V188H65ZM73 189H72V191H73ZM62 191H64V189ZM67 192L68 191H66V193ZM42 198L44 201L41 200ZM11 199L13 200L12 202H10ZM49 200H48V202H49ZM43 202H45V204H41V206H40V203H43ZM18 210H20V211H18ZM9 212L11 214L8 215ZM16 212H15V214L17 215L18 213H16ZM29 212H27V213H29ZM39 212H41V210ZM22 213H23L22 216L25 215L24 212H22ZM37 213H38V211H37ZM42 213H43V211H42ZM20 215H21V213H20ZM112 218L118 219V220H115L113 223ZM20 219H23V217H20ZM110 220H112V221H110ZM0 221H1V219H0ZM5 223H9V222H5ZM20 224H21V226H20ZM11 225L9 223V226H11ZM12 227L13 226H11L9 229H11ZM9 229L7 228V231ZM3 232L1 234H4ZM0 239H1L0 241L5 240L4 238H0ZM1 243H3V242H1ZM1 248H2V246H1ZM1 248H0V250H1ZM2 251L3 250L0 251V255H1Z\"/></svg>",
    "mask_w": 264,
    "mask_h": 264
},
{
    "label": "rangeland",
    "instance_id": "2",
    "mask_svg": "<svg viewBox=\"0 0 264 264\" xmlns=\"http://www.w3.org/2000/svg\"><path fill=\"white\" fill-rule=\"evenodd\" d=\"M3 1H5V0H0V11H1V7H2V6H3V7L5 6V7H6L5 11H6L7 9H8V11H6V12H7V13H6L7 15H5V13H4L5 11L3 10V9L5 8V7H4V8L2 9V12H0V14L2 13V14H4L5 16H8V13H9V11H10V12H12V13L14 12L15 15H17V14H19V12H20V10L18 11V9H17V7H18V5H19V6L21 7V11H22V12H23L24 10H26V11H24V12L27 13V14H26V17H27V18L25 17V19H27L30 23L28 24V25H29V26H28V25L26 24V23H28L27 21H26V22H23V21H24V17H23L22 15H24V14H23L24 12H23V13L20 12L21 15H20V14L17 15V16H16L17 18H14V17H15L14 14H12V15L9 14V16H14L13 19H11L12 17L10 18V17L8 16L9 20H8V18H6V17L4 16L6 19L3 20V19H4V17H3V19H1L0 22H1V21H5V23H3V22L0 23L1 25L3 24V25H2V26H3V29L1 30L2 26L0 25V27H1L0 30H1V31H4V28H6V27L8 28V27H9L8 30H6L7 28L5 29V32H7V36H8L9 34L12 35V36H11V39H10V37H7L6 35H3L4 32H1V31H0V32H1L0 36L3 35L2 37H0V40H1V41H0V42H1L0 45H1L2 42H3V41H2V40H3L2 38H4V36L7 37V39H8V40L6 41L5 38H4L5 43L7 42L6 45H7V44H10L9 42H11V40H12V41L16 40V41H14V43H15V44H18V43H16V42H20V40H22V39H20V38H23V37H24L23 39H25V36H27V34H28V36H30V39L33 38V39H32L33 41H34V40H37V39H40V40H37V41H40V44H42V42H43L44 40H46V41L48 42V40H47L48 38H49V39H51V38L53 39V38H54L53 41H55V39H56L57 37H61V36L63 37V35H61V34H62V33L64 34L65 31H68V30H69V32L66 33L67 35L63 37V40L60 39V41H58V40H59V38H58V40H56V42H53L52 40L49 41V42H53V43H51L50 45H49V42H48V44H47V46H46V44H45L46 42L44 41V42H43V45L45 44V46L47 47V49H46V47L44 46L46 50H45V49H41V48H40L41 45H38V42L35 41L36 44H37L38 47H39V50H40V51H43V50H44L45 53H46V54H44V52H41V53H40V56L42 55V53L44 54V55H42L43 57L41 56V58L44 59L43 61L40 60V61H38V62H34L35 60H36V61L39 60L38 57H40V56L37 55L38 52H37L36 50H38V49H36L37 46H34V45H35L34 42L31 41V42L33 43V48H35L36 50L33 51V49H32V50H31V49H30V50L28 49L29 46H30V48H32V46H31L32 43L30 42L28 36L26 37L25 41L22 40V42L25 44V46L23 45L24 49H25V47H27V49H28L29 51H26L27 49H26V50H23V49H22L21 44H20V43H22V42L19 43L20 46L18 45L21 49H20L18 46L13 45V44H14L13 42L11 43L14 47L16 46V47H15L16 50L13 48V46H10L11 44H10V45H7L8 47H7L6 45H4V47L6 46V48H8L7 51H8L10 48H11L12 50L16 51V52H14V51H12L11 49L9 50V51H12V53H13V52H14V53H17L16 55L13 53V55H14L15 57H13V56H12V53L10 52V53H11V54H10L9 51H8L7 54L4 55L3 53L6 52V50H5L6 48L3 47V49H4L3 51H2V48H0V49H1V50H0V56L2 57V58L0 57V59H2V61H3V62L0 61V65L3 66L2 64L5 62L4 68H3V67L0 68V70H2V74H0V77H2V79L0 78V81L3 82V84H1V83H2V82H1L0 85H2V86H1L2 88L5 87L4 89L7 88V89L5 90L6 93H4V89L0 88V90H3V91H0V93L3 92L2 94H0V98L2 97V99H0V100H3V101H4L5 98H6V100H5L6 102H7V101L10 102V100H12V101H14V102L16 103V105H15L13 102H11V103H8V102H7L8 104H7V106H6V105L4 104L5 101H4V103H3V101H2L1 103L4 104V106H5V107L3 106L4 108H2V109H1L2 104H0V106H1V107H0V109H1V110H0V126H1V124H3V125L6 124V125H4V128H2V126L0 127V131H1V130H4V131L0 132V151H2V152H3V150L6 151V152H7V153H6L7 155H8V153H9V155L7 156V155L5 154V152H3L4 155H5V156H3V153L0 152V153H2V156H3V157H2V156L0 155V159H1V160H0V161H1V162H0V172H1V173H0V175H1L0 177L4 179V180H2V179L0 180V181H2V182H0V183H1V184H0V185H1L0 189H2V191H3V189H4V191H5V189L9 186V184H10L11 182L13 183V181H14L13 179H15L14 182H17V184H18L19 180H20V182H21V181L23 182V180H21V179H24V180H25V175H26L25 173H26V172H28V176H29V174L31 173V170H30L31 168H28L27 165H30V167H32V169H34L33 166L35 167V166H37V165L39 164V162L35 163V161H39V160H38V154L32 156V153H33V152H36V151L39 150V149H40V150H44V149L39 148V147H38L39 145H40V147H42V148H43V147L46 148V146L49 147V145H50L49 143H52V142H50V141H52V140L54 139V137H55V139H56V135H53L54 133L56 134V131H57V136L59 137V136H61V135L64 133L63 131L66 132L67 129L72 128V123H73V125L76 123V118L79 116V113H81V111L84 110V108H83V110H80V109H78V108H80V106H81V108L84 107L85 105L83 106V104H86V103H87V102H85V101L87 100V99H86L87 97H86L84 94H86L87 92L89 93V88H92V87L94 88L93 84L96 86L97 83L101 81V77H102V75H103L104 73H106L107 70L109 71L112 67H114V66H112V63L114 64L115 62H118L119 57H120V59L122 60V58H124V56H126V55L129 56V55L134 51V49L136 50L137 47L139 48V44H138V43H140V42H141L143 45L140 46L139 50L141 49V47H143V49H144V46H145V45L147 46V44L150 42V41H149V39H150L149 36H150V37H151V36H154L157 32H160V33H161V32L163 31L162 28H165V26H166V28H169L168 30L171 31V33H173V32L175 31L174 28L177 29V31H176L177 33L179 32V31H178V28H179V30L181 29L182 31H183V30L186 31V34L183 32V33L185 34L184 38H185L186 35H187L186 38L188 39V38H189L188 35H189V33L192 31V29L194 28L195 24H196V25L198 24V26H199V25H201L200 23H201V21H202V23H204V25H205V23H207V21L209 22V21L212 19V17H214L213 15H216V14L219 12V11L217 12V11L215 10L216 8H212V7H215V6H212V5H213L212 2H213L214 0H213L212 2H211V0H193V1H192V0H188V1H190V5L187 3V2H188L187 0H180V2H179L178 0H176V2H175V0H166V1H164V2H163V0H159V1L163 2L164 5H162V6L160 5V4H162L161 2L159 3V2H156V0H155V3H157V7H158V3H159V7H158V9L160 8V12H159V13H160L161 16H162V20H161V18H160V19L158 18V17H161V16H160V14L158 13V9H156V6H155V9H156L157 12H155V10L153 9L154 7L152 8V6H151L152 10L149 9L148 7H146L148 10H151V12H149L148 10H146V11L149 12V14H148L149 19H148V17H146L147 15H145V14H147V12H146L144 9H142V7H140V10L137 9V11H136V12H137L136 15H133V14H135V13H134V12H130V11H129L130 14L127 13V14H128V15H127L125 12H128V11H126V10H127L126 8H127L129 5H127V6L124 8V6H125L124 3L126 2V4H127V0H125V1L122 0V2H121V0H112L111 2H110V0H108V1H106V0L104 1V0H103L102 2H101V0H91V1H90V0H87V2L92 3L93 7L95 6V9H94V10L91 9V7H92L91 4H90V6H89V4L84 5V6H83L84 9H82V8H83L82 5L85 4L84 2H86L85 0H84V1H82V0H76V1H71V0L68 1V0H65V1H68L70 4H69L68 2H65V1L62 0V2H65V3H63V4H65L64 6L60 4L61 2L58 3L59 0H57V1H55V0L52 1V0H51L52 2H51V1H48V0H47V1L42 0V3H39V4H38V2H36L37 0H31V1H35V3L38 4V5H42V4L45 5L44 3L46 2V4H47V2H48V6L46 5V8L48 7L47 9H44V8L42 7V8L45 10V12H44V10H43V11H40V10H42L41 6H40V7H38V6H36V5L34 6L35 3H32L30 0H29V3L33 4L34 7H33L31 4H30V5L28 4L29 6L26 5L27 3H25V2H28V1H25V0H20V2H19L18 0H12V1H14V2L16 1V3L18 4L17 6L14 5V4H16V3H14V2H11V1H7V0H6V1L3 3ZM17 1H18L19 3H21V2L23 1V2H24L23 4H24L25 8H24V6H23L22 3H21V5H20ZM39 1H41V0H39ZM43 1H45V2H43ZM60 1H61V0H60ZM70 1H71L72 3L74 2V3H73L74 5H73ZM78 1H79V2L81 1L82 4L80 5ZM128 1H129L128 3H130V4H131L130 1H135V2H136V0H128ZM147 1H149V0H147ZM151 1H152V0H151ZM151 1H150V3H151ZM153 1H154V0H153ZM153 1H152V2H153ZM157 1H158V0H157ZM181 1H182V2H181ZM184 1H185V2H184ZM191 1H192V3H191ZM208 1H209V2H208ZM6 2H7V3H6ZM9 2H11L12 5L14 6V7L12 6L13 9H10V8H11V5H10L11 3L9 4ZM50 2H51V4H53V2H54V5H57V4H58V5H60V7L62 6L63 8L65 7V8H67V9L70 8L71 6H73L74 8L72 7L71 9H75V11H76V12H75V11L72 12L74 16H76V15L78 14L77 12H79L80 10H82V11L84 10L83 12L80 11L81 13H83L82 15H81V13H80V16H82V18H80V16H76V17H74V20H72L73 16H72L71 12H70V11H67V12H70L69 15H68L67 12H66V9L64 8L65 13H66L67 15L63 14V15H61V16H63V17H64V15H65V16H69V18H71V20H72V21H71L72 23L70 22V19H69V18H66V17H65V19H61V20H62V21L60 20V22H62V28H61V29L65 30V31L63 32V30H62V31L60 30V31H61V34H60V33H59L60 31L58 32V29H60V28H58V26L60 25V27H61V24L55 25L56 23H59V22H56V21H59V18H58V20H57V18L55 19V17H56L57 15H54V14H56V13H54V12H55V11L57 12V10L55 9L54 12H53V11H49V10H51V9H49V8H52V6H54V5H51V7H49ZM75 2H77V4H79L78 7H77V4H76ZM87 2H86V3H87ZM94 2H95V4L97 3L96 5H97L98 8L96 7V5L93 4ZM109 2L112 4V6H111V4H110ZM112 2H113V3H112ZM123 2H124V3H123ZM178 2H179V3H178ZM183 2H184V3H183ZM210 2H211V3H210ZM66 3H68V6L71 5V4H72V5H71L70 7H68V6L66 5ZM114 3H115V4H114ZM133 3H134V2H133ZM7 4H8V5H7ZM118 4H120V5H118ZM122 4H123L124 6H123ZM134 4H135V3H134ZM134 4L132 5L133 7H134ZM182 4L185 5V7H187L186 5H188L189 8H188V7H187V8H184ZM114 5H116V6H114ZM121 5H122L123 7H122ZM173 5H174V6H173ZM176 5H177V6H176ZM179 5H181V6H179ZM193 5H194V6H193ZM209 5L212 6V7H210ZM22 6H23V7H22ZM75 6L78 8V10H76L77 8H76ZM88 6H89V9L87 8ZM102 6H104V7H102ZM132 6L130 5L131 9H129V10H133ZM146 6H147V5H146ZM160 6H161V7H160ZM178 6H179V7H178ZM197 6H198V7H197ZM7 7H10V8H7ZM15 7H16V8H15ZM20 7H18V8L20 9ZM30 7H31V8H30ZM32 7L34 8L35 11H33V10H32V11H29V10L33 9ZM36 7H37V8H41L39 11H40L42 14H43V12L46 13V11H48V13L50 12V16L52 15V16L54 17V19H52V18H53L52 16H51L52 18H51L50 16H48V14H47V15L43 14V15L39 16L41 13L38 11V9H35ZM58 7H59V6H58ZM60 7H59V9L57 8V6H56L55 8H57L58 10H60ZM80 7H81V8H80ZM85 7H86L87 9H86ZM108 7H109V8H108ZM111 7H112V8H111ZM114 7H115V9H114ZM120 7H121V8H120ZM130 7H129V8H130ZM165 7H166L167 9H166ZM176 7H177V8H176ZM182 7H183L185 10H183ZM209 7L212 8L213 12L210 11L211 9H209ZM14 8L16 9L15 11H14ZM29 8H30V9H29ZM63 8H61L62 10H60L62 13L64 12ZM110 8H111V9H110ZM144 8H145V6H144ZM146 8H145V9H146ZM172 8H173V10H172ZM181 8H182V9H181ZM22 9H23V10H22ZM52 9L54 10V8H52ZM71 9H68V10H71ZM79 9H80V10H79ZM123 9H124V10H123ZM196 9H197V10H196ZM207 9H208V11H207ZM11 10H13V11H11ZM110 10H112V11L110 12ZM113 10H114V11H113ZM116 10H117V11H116ZM142 10L145 11V14L142 13V12H144V11H142ZM153 10H154V12L156 13V15L158 16V17H157V16H154V17H155V18H158V19H155L154 17H153V18L150 17V16H153V14L155 15V13L153 12ZM203 10H204V11H203ZM214 10H215V11H214ZM16 11H18V13H17ZM37 11L39 12V15H38V13H37V16L35 17ZM71 11H72V10H71ZM138 11L141 12L142 14H140ZM162 11H163V13H162ZM29 12H30V14H31V13L33 14V12H34L35 15H30ZM51 12H53V13L51 14ZM122 12H123V13H122ZM164 12H165V13H164ZM210 12H211L212 14L215 13V12H216V13L212 15ZM58 13H59V11L57 12V14H58ZM62 13H61V14H62ZM74 13H75V14H74ZM76 13H77V14H76ZM114 13H115V15H117V18H116V16H115V18H116V21L118 22V24H116V22H115V25H111V26H110L111 23L114 24V20H111V19L109 18V17H110L109 15L112 16ZM131 13H132V14H131ZM138 13H139V16H140L141 18L138 17ZM150 13H151V15H150ZM157 13H158V14H157ZM179 13H180V14H179ZM204 13H205V14H204ZM2 14L0 15V16H1L0 18H2V16H3ZM28 14H29L30 16L35 17V18L28 17V16H29ZM70 14H71L72 17L70 16ZM168 14H169V15H168ZM177 14H178V15H177ZM188 14H189V15H188ZM120 15H121V16H120ZM132 15H133V16H132ZM141 15H142V16H141ZM143 15H145V16H143ZM18 16H21V17H22V18H21V17H20V18L23 19V20H21V19H19V20H21L23 23H22L21 21H20V22L18 21ZM24 16H25V15H24ZM43 16H45V19L42 18ZM58 16H59V15H58ZM113 16H114V15H113ZM113 16H112V18H114ZM166 16H167V17H166ZM176 16H177V17H176ZM182 16H183V17H182ZM185 16H186V17H185ZM207 16H208V17H207ZM210 16H212V17H210ZM38 17H39V18H38ZM47 17H48L49 19H52V20H50V22H49V21H48L49 19H48ZM63 17H62V18H63ZM88 17H89V19H88ZM92 17H93V18H92ZM143 17H144V18H143ZM29 18H32L33 22H31V21H30L31 19L29 20ZM40 18H41L42 20L44 19L45 21L47 20L48 23H47V22H46V23L48 24V26H47V24L44 23L45 21L42 22V24H40V23H41V22H40V20H41ZM60 18H61V17H60ZM107 18H109V20H108ZM115 18H114V19H115ZM137 18H139V20H138ZM170 18H171V19H170ZM10 19L13 20V21H11ZM14 19H15L16 21H14ZM35 19H36V21H35ZM37 19H38V22H37ZM39 19H40V20H39ZM67 19H68V20H67ZM118 19H119V20H118ZM134 19H135V20H134ZM152 19H154V20H152ZM166 19H167V20H166ZM182 19H183V20H182ZM208 19H210V20H208ZM7 20H8V22H9V21H10V22L8 23ZM53 20H56V21L54 22V24H53V27H54V25H55L56 28H55V27H54V28H53V27H50V26H51V22H52ZM63 20H64V21L66 20L65 22H66L67 24H66ZM75 20H76V21H75ZM78 20H79V21H78ZM105 20H106V21H105ZM107 20H108V21H107ZM110 20H111V22H110ZM125 20H126V23H128V24H127V28L129 27L128 25L131 26L132 24H133L132 27H133V26L137 27V28L133 27V29H134L133 31H134V32H131V30H128V29H130V28H128L127 30H125V29H126V27H125L126 25H125V23H124ZM130 20H131L133 23H131ZM136 20H137V22H138V21L141 22V20H142V22H144V23L141 22V25L144 24V26H145V24H146L147 26L150 27V29H148L149 27H146V26H145L146 29H144L143 25H142V28H139V27H141V25H140V23H139L140 26H139V25L136 26V24H138V23L136 22ZM155 20H156V21H157V20H160L161 22L157 21V22H159L160 25L157 26ZM173 20H174V21H173ZM192 20H193L194 22H193ZM197 20H198V21H197ZM204 20H206V22H205ZM34 21H35V22H34ZM67 21H68V22H67ZM88 21H89V22H88ZM90 21H91V22H90ZM112 21H113V22H112ZM134 21H135L136 23H135ZM154 21H155V22H154ZM178 21H179V22H178ZM189 21H190V22H189ZM203 21H204V22H203ZM6 22H7L8 24H10L11 22L15 23V25H14V24H10L11 26H14V27H12V28H13L12 30L15 31L16 33L19 32V31H20V33L22 32V33H21V37L18 36L20 33H17V34H16L15 32H11V26H9V25L6 26V25H5ZM17 22H18V23H21V24H16ZM69 22H70V23H69ZM75 22H79V23L81 22V23H80V25H81L80 28L78 27L79 24H77V26H76V23H75ZM107 22H108V24H109V22H110L109 27H111V30H110L109 27H107V25H108ZM121 22H122V23H121ZM175 22H176V24H175ZM196 22H197V23H196ZM24 23H25V24H24ZM32 23H33V24L36 23V25L39 23L40 26H39L38 28H36V25H33V26H35V27H33V26H32ZM63 23L66 24L68 28L66 27V29H65V26H66V25L63 26V25H64ZM104 23H105V24H104ZM123 23H124L125 26L123 25ZM129 23H131V24H129ZM193 23H195V24L193 25ZM22 24H23V25H22ZM30 24H31V25H30ZM68 24H69V25H70V24H73V25H72V28H73V26H75V27L73 28L72 31H71L72 28H69V25H68ZM88 24H89V25H88ZM102 24H104L105 26L103 25V26H102L103 28H102V27L99 28V26H101ZM121 24L123 25L124 30H123ZM134 24H135V25H134ZM17 25H19V27H18ZM24 25H25V26H24ZM26 25H27V26H26ZM43 25H44V26H47V27H42ZM118 25H121L122 31H124V33H122V31L120 30L121 28L119 29L120 26H118ZM161 25H162L163 27H162ZM186 25H187V27H188V31H189V33H188V31L186 30V29H187V27H185ZM202 25H203V24H202ZM4 26H5V27H4ZM37 26H38V25H37ZM92 26H93V27H92ZM113 26H114V27H113ZM138 26H139V27H138ZM152 26H153V27H152ZM159 26H160V27H159ZM169 26H170L171 28H170ZM173 26H174V28H173ZM180 26H181V27H180ZM182 26H183V28H182ZM190 26H191V27H190ZM15 27H17V28H15ZM41 27H42V30H43V31H44L43 28H47V29L49 28L48 31H49L50 33H51L50 29L53 28V29H55V31L57 30V32H58L61 36L58 34L57 37H56V36H55V35L57 34L56 32H54L55 35H54V34L52 35V33L50 34L49 32L47 33V29L45 30L44 34H43V31H42V30H41L42 33H40V30H39V32H38V29H39V28L41 29ZM70 27H71V26H70ZM97 27H98V28H97ZM112 27H113V29H112ZM157 27H159L162 31H161L160 29H158ZM196 27H197V26H196ZM34 28H36V29H35L36 32H34V30H33ZM76 28H78L77 30H80V29H81V30L78 32L77 30H75ZM101 28H102V29H101ZM151 28H153V29H151ZM166 28H165V29H166ZM184 28H185V29H184ZM17 29H18V30H17ZM53 29H52V32L54 31ZM67 29H68V30H67ZM95 29H96V30H95ZM97 29H98V30H97ZM99 29H100L101 31H100ZM105 29H106L107 31H106ZM114 29H116V30H114ZM117 29H118V31L120 30V33L117 31ZM143 29H144V31H143ZM165 29H164V31H168L167 29H166V30H165ZM171 29L174 30V31L172 32ZM74 30H75V32H74ZM104 30H105L106 32H105ZM108 30H109V31H112V30H113L112 33H114V31H117V32H115V33H116V34H117V33L120 34V36L118 35V36H119V41H116V39H117L118 36L113 34V35H114V38H113V36L111 35L112 33L110 34V32H108ZM145 30H147V31L145 32ZM148 30H149V31H148ZM151 30L154 31V32H156V33L154 34V32H152ZM157 30H158V31H157ZM181 30H180V31H181ZM190 30H191V31H190ZM8 31H10L11 33L8 32ZM125 31H127V33H125ZM142 31L145 32L144 34H150V35H148L147 38L145 37V38H142V39H139V40H138L137 37L135 38V35H137V33H138V37L140 36L139 38L144 37V34L142 33ZM164 31H163V32H164ZM182 31L180 32L181 34H180V33L175 34L176 32H175L174 34H171V35H176V36L178 35V37L174 36L173 38H170L171 40H169V41H170V42H174V41H176L177 39H179L180 37H182V36L184 35V34H182ZM25 32H26V35L23 34V33H25ZM70 32H71V33H70ZM94 32H95L96 34H95ZM97 32H98L99 34H97ZM102 32H103V33H102ZM104 32H105V34H104ZM139 32H140V33H139ZM149 32H152V33H149ZM14 33H15V34H14ZM32 33H33V37H32ZM35 33H36V34H35ZM38 33H39V35H37ZM73 33H74L75 39H72V38H74ZM78 33H81V34H78ZM100 33H101L102 35H101ZM108 33H109V34H108ZM128 33H129V34L131 33V34L128 35V37H127V34H128ZM132 33H133V35H132ZM141 33H142V34H141ZM4 34H5V33H4ZM13 34L16 35L18 38H15V36H14ZM45 34H46V35H45ZM70 34H72V35H70ZM77 34H78V35H77ZM91 34H92V35L95 34V37L92 36ZM107 34L110 35L111 37L108 36V37H109V38H108V37L106 36ZM140 34H141V35H140ZM153 34H154V35H153ZM10 35H9V36H10ZM23 35H24V36H23ZM34 35H35V37H34ZM40 35L43 36V37H41ZM50 35H51L52 37H51ZM68 35H69V36H68ZM76 35H77V36H76ZM79 35H80V36H79ZM96 35H97V36H96ZM103 35H104V36H103ZM121 35H122L123 37H121ZM131 35H132V36H131ZM142 35H143V36H142ZM181 35H182V36H181ZM22 36H23V37H22ZM36 36H37V37H36ZM44 36H45L47 39H46ZM48 36H49V37H48ZM54 36H55V37H54ZM70 36H71L72 38H70ZM78 36H79V39L76 38V37H78ZM99 36H102L103 38H99ZM115 36H116V38H115ZM133 36H134V37H133ZM146 36H147V35H146ZM179 36H180V37H179ZM13 37H14L15 39H14ZM19 37H20V38H19ZM39 37H41L42 40H41V38H39ZM50 37H51V38H50ZM65 37H66V38H65ZM67 37H68V38H67ZM81 37H82V39H81ZM93 37H94L95 39H94ZM12 38H13L14 40H13ZM44 38H45V39H44ZM92 38H93V39H92ZM97 38H98V39H97ZM148 38H149V39H148ZM176 38H177V39H176ZM184 38H183V37L180 38L179 40H177V43L175 42V44H179V43H181L183 40H186V41H187V39H186V38L184 39ZM9 39H10V40H9ZM17 39H20V40H17ZM65 39L67 40V42L64 41ZM96 39H97V43H99V44H97V43H94V44H93V42H94ZM100 39H101V41H99ZM122 39L125 40V43H127V41H130V42L132 41V42H134V43H135L136 41H138V42H137L138 46H136L134 43H130V45L132 44V46H133V44H134L135 47H136V48H134L133 51H132V50H131L132 47H131V48H128V47H129V44H128V43H127L128 45L126 44L128 47L125 46V45H123V44H125V43H124V41H123ZM144 39H145V42L143 43L142 41H144ZM146 39L149 41L148 43H147ZM151 39H152V38H151ZM174 39H175V40H174ZM182 39H183V40H182ZM26 40H27L28 43H29V42H30V43L28 44V43L26 42ZM28 40H29V41H28ZM68 40H71V42L69 43ZM73 40H74V43H75V44L72 43ZM76 40H78V42H77ZM82 40H83V41H82ZM89 40H90V41H89ZM111 40H112V41H111ZM117 40H118V39H117ZM120 40H121V42H120ZM126 40H127V41H126ZM140 40H142V41H140ZM173 40H174V41H173ZM180 40H181V41H180ZM8 41H9V42H8ZM41 41H42V42H41ZM57 41H58L59 43H57ZM62 41H63V42H62ZM85 41H86V42H85ZM139 41H140V42H139ZM186 41H185V42H186ZM60 42H61V43H60ZM76 42L78 43L77 45H76ZM87 42H88L89 44H88ZM91 42H92V44H90ZM95 42H96V41H95ZM170 42H169V43H170ZM183 42H184V41H183ZM5 43H3V44H5ZM23 43H22V44H23ZM62 43H64V44H63L64 46H66V45L68 46V44H69V46L65 48V47H63ZM67 43H68V44H67ZM84 43H85V44H84ZM122 43H123V44H122ZM169 43H166V44H165V45L167 46V48H166V46H164L165 48L162 49V52H163V53H165V50L168 51V53L166 52V54H164V55H169V56L167 57V59H168L167 62H168V63L170 62L169 59H170V55H171V54H169V49L171 48L172 44H174V43H172V44H171V43L169 44ZM71 44H72V45H71ZM87 44L89 45V47H93V48H89V47H88V50H87V46H88ZM114 44H115V45H114ZM144 44H145V45H144ZM168 44L171 45L169 48H168ZM258 44H259V46H261V44H262L263 47L261 46V47H260L261 49L259 48V50H262V51L259 52L258 48H257V49L255 48L256 50H253V51L256 52V51L258 50L257 52L260 54V56H259V54L254 53L253 51H252L251 54L254 53V55L256 54V55H258V56H256V57L253 56V55L251 56V55H250V52H249V53L247 54V56H246V57H248V61H250V65L253 64V63H251V61H253L254 59H259L258 57H262V55H263L262 53L264 52V42H259ZM258 44H257V45H258ZM43 45L41 46L42 48H43ZM48 45H49V46H48ZM52 45H54V46L57 45V47H53ZM70 45H71V46H70ZM84 45H85V46H84ZM90 45H92V46H90ZM96 45H97V47H96ZM140 45H141V44H140ZM2 46H3V45H2ZM2 46H1V47H2ZM50 46H51V49H50V50L53 51V54H54V50H55V49H58L59 52H57V53L55 52L54 55L50 54L51 52L48 50V49L50 48ZM58 46H59V47L61 46V47H60L61 50L64 48V49L61 51L62 53L60 52V48H59ZM72 46H73V47H72ZM75 46H76L78 49H77ZM101 46H102L103 48H101L100 50L105 49L106 47H108V49L106 48V50H103V51H104L103 53L108 52V53H105V54L108 55V59H109V60H107V58H106L107 56H106V57L104 56L105 54H104V55L101 54V56L103 55L102 57H105L106 59H105V58H101V56H99L100 53H102V52H100V50H99V47H101ZM105 46H106V47H105ZM116 46H117L118 49H120V50H117V51H120V53L117 52V51H116L117 53H116L115 51H113V50H116V49H117V48H115ZM9 47H10V48H9ZM17 47L19 48V51H20L19 53L17 52ZM38 47H37V48H38ZM48 47H49V48H48ZM52 47H53V48H52ZM74 47H75L78 51H79V50H81V51L77 52V50H76ZM104 47H105V48H104ZM113 47H114L115 49H113ZM54 48H55V49H54ZM67 48H68V49H67ZM70 48H71V49H70ZM73 48H74V49H73ZM110 48H111V49H110ZM69 49H70V50H69ZM128 49H129V50H128ZM167 49H168V50H167ZM47 50H48V51H47ZM58 50H57V51H58ZM65 50H67V52H66ZM68 50H69V51H68ZM98 50H99V51H98ZM108 50H109L110 52H109ZM137 50H138V49H137ZM141 50H142V49H141ZM163 50H164V51H163ZM24 51H25V55L23 56L24 53L22 54L21 52H24ZM35 51L37 52V54H36ZM40 51H39V52H40ZM55 51H56V50H55ZM64 51H65V52H64ZM91 51H93V53H91ZM160 51H161V50H160ZM1 52H3L2 54H3L4 56L1 54ZM28 52H29V53H30V52H31V53L33 52L35 55L32 53V55L27 56L26 53L29 55ZM47 52H48V53L50 52V53H49L50 56H49V54H47ZM76 52H77V54L79 53V54L77 55V56H79V57H80V54H81L83 57L85 56V54H86V57H87V53H88V55H89V54H90V55L93 54V55H91V56H93V60H94V59L96 60V61H95V60H94V61L96 62L97 65L95 64V62H93V60L91 59L92 57H90V56H89L90 59H89V58H85V59H83L82 57H80V59H76V58H75V57H76ZM81 52H82V53L85 52V54L83 53V54H84V55H83ZM86 52H87V53H86ZM99 52H100V53H99ZM20 53H21V56H23V57H20V58H22V59H23L25 56H27L28 58H29V57H32V58H29V59L26 57L25 59H27V60L24 59V60H25L24 64L27 63V62H29L30 59L32 60V62H33V64H34V65H32V66H35V65H36L35 63H38V64L41 65V63H39V62L42 61V64H44L43 69H44L45 67H46V68L48 67V69H50V70H48V69L45 70V69H46V68H45V69H44L45 71H44V70L42 69V65H41V68H39L40 65H38V66L36 65L37 68L35 67L36 69L39 68V69H40V70L38 69L39 71L42 70V71L40 72V73H42V75H43L44 72H45V74H44L43 76H42L40 73H38L37 77L39 78V77L42 76V78H45L44 80H45V83H46V84H43V83H44V82H43L44 80L42 81V83L39 82V81L42 80L41 78H39V79H34L35 77H33L32 74L34 73L35 76H36V74H37V73H36L37 70H35V68L31 67V65L28 66V67H29V68H33V69H28V70L26 69V70H27V73H24V72H25V69H23V70H24V71H23L21 68H25V67H27V65H26V66L24 65L25 67L22 65L24 60L22 61V60L19 58V56H17V55H20ZM110 53H112V54H110ZM115 53H116V54H115ZM118 53H119V54H118ZM160 53H161V52H160ZM163 53H161V54H163ZM181 53H182V52H180V55H179V52H178V53L176 52V54L178 55V57H176V54H174L175 56L172 54L174 57H176V58H178V59H175V58L172 59L173 56L171 55V59H172V61H173V60H174V61L171 62L170 64H168V63L166 64V66H168L169 71L171 70V68H170L169 66H171L172 69H174V67H175V65H176V62L179 60V57L182 56ZM56 54H57V55H56ZM60 54H61V56H60ZM62 54H63L64 57H67V56L69 55V56H70V59H74V60H76V64H75L76 66H72V65H73L72 63H75L74 60H70V59H69V56H68L66 59H64V57L62 56ZM65 54H67V55H65ZM6 55H7V58H6V60H4L5 57H6ZM36 55H37L38 57H37ZM46 55H48V56H46ZM55 55H56V58H54V59L56 60L55 66L58 65V63H59V62L57 63L58 60L60 61L59 64H63V66H61V65L59 66V65H58V66H56V67H57V68H56V67L54 66V62H53V65L51 64V63H52V60H54V59H52V57H54ZM58 55H59V56H58ZM114 55H115V56H114ZM119 55H120V56H119ZM249 55H250L252 58H251ZM9 56H10V57H9ZM16 56H17V57H16ZM34 56H35V58H33ZM45 56H46V57H45ZM51 56H52V57H51ZM118 56H119V57H118ZM3 57H4V59H3ZM36 57H37V58H36ZM47 57H48V58H47ZM49 57L51 58V60H50ZM57 57H59L58 60H57ZM60 57H61V58H60ZM79 57H77V58H79ZM117 57H118V58H117ZM121 57H122V58H121ZM162 57H164V56H162ZM13 58H16V59H14V60H16V62L13 60ZM41 58H40V59H41ZM62 58L64 59V60H63L64 63H61V62H62V61H61ZM81 58L83 59L84 62L82 61ZM253 58H254V59H253ZM18 59H19L20 61H19ZM33 59H34V61H33ZM103 59L107 60V62H106L105 60H103ZM120 59H119V60H120ZM171 59H170V60H171ZM246 59H247V58H246ZM246 59H245V60H246ZM28 60H29V61H28ZM55 60H54V61H55ZM78 60H79V61H78ZM80 60H81V61H80ZM111 60H112V61H111ZM6 61H11L10 64H12V65H10V67H9V65H7V63L9 64V62L6 63ZM17 61H18V63L21 64V65L17 64V66L19 65L18 67L15 66L16 63H17ZM21 61H22V63H21ZM26 61H27V62H26ZM65 61H66V62H69V61L71 62V61H72V63H71V67H70V64L66 63ZM73 61H74V62H73ZM14 62H15V64H14ZM32 62H31V63H32ZM70 62H69V63H70ZM80 62H81V64H82L83 68H82V66L80 65ZM92 62H93V63H92ZM109 62H110V63H109ZM111 62H112V63H111ZM46 63L48 64V66H47ZM49 63H50V64H49ZM77 63L79 64V65H78L79 68H80V66H81V69H82V70H88L89 73H88L87 71H86L87 73H85V71H82V70H81L82 72L79 71L80 69L77 67ZM85 63H86V64H85ZM246 63H248L247 60H246ZM13 64H14V65H13ZM29 64H30V63H29ZM29 64H28V65H29ZM45 64H46V66H45ZM65 64H66V65H65ZM92 64H94V65H92ZM107 64H108V65H107ZM109 64H111L110 66H112V67H110ZM171 64H173V65H171ZM174 64H175V65H174ZM84 65H85V66H84ZM87 65H88V66H87ZM247 65H248V64H245L246 67L243 68V69H245L246 72L249 71V70H247V69H249L251 66L253 67V65H251V66H249V68H247ZM11 66H12L13 68H12ZM14 66H15V67H14ZM21 66H22V67H21ZM50 66H52V67L54 66V67L52 68V67H50ZM68 66H69L72 70H73L72 67H74V71H71L72 74H70L71 77H70V75L68 74V73H71V72H70V71H66V70H68V68H69ZM173 66H174V67H173ZM6 67H7L8 69H9V68H11V69H15V71H17L16 73H18V74H20V73L23 71V73H21V76H23L24 78H23V79L20 78V79H22V81H23L24 79L27 78V80H26V81H27V82H26V85H27V83H29V81H31L32 79H34V81H31V82L28 84V85L30 86L29 88H26V87H25V86H26L25 83H24V85H23L24 87H22V84H23L22 81H21V80H18L19 82H17V80H15L16 78L19 79L20 75H17V76H19V77H17V76L15 77L14 74H16V73H15L13 70L10 69L11 71H13V72H11V71L8 70ZM19 67H21V68H19ZM28 67H27V68H28ZM58 67H59V68H58ZM63 67H64V68H63ZM66 67H68V68H66ZM90 67H91V68H90ZM18 68L20 69V71H18V70H19ZM51 68H52V69H51ZM61 68H62V69H61ZM70 68H69V70H71ZM77 68H78V70H76ZM87 68H88V69H87ZM95 68H96L97 71H98L100 68H102L104 71H102V69H100V70L98 71L99 74L102 73V75H98V74H96V73H98V72L95 71ZM98 68H99V69H98ZM166 68H167V67H166ZM58 69H59V70H58ZM60 69H61V70H60ZM241 69H242V67H241ZM243 69H242V70L239 69L240 71L238 70V72H240V74L238 73V75H240V77H241V76H245V77L247 76V75L243 74V73H244V70H243ZM253 69H254V67H253ZM260 69H261V68H260ZM260 69L258 68L257 71H260ZM6 70H7V72H6ZM29 70H30V71H29ZM32 70H35V72L33 71L32 74H31V71H32ZM92 70H94V71L91 72ZM250 70L252 71L251 68H250ZM255 70H256V69H254L253 72H250V73L248 72V73H247L248 76L255 75V73H256V74L260 73V72H258V73L255 72V73H254ZM4 71H5V73H4ZM28 71L30 72V75L32 76V78H30L31 80H29V81H28V78H29V77H28V74H29ZM46 71H47V72L49 71L48 73L51 72V73H52V74L50 73L51 76H50L49 74L46 75V73H47ZM62 71L65 72V73H62ZM75 71H76L77 73H76ZM78 71L80 72V74L78 73ZM100 71H102V72H100ZM241 71L243 72L242 74H241ZM8 72H11V73H8ZM19 72H20V73H19ZM90 72L92 73L91 75L93 76V78H90V79H92V80H94V81L96 80L97 82L95 81V82L93 83V82H91L92 80H91V81L89 80V74H90ZM94 72H96V73H94ZM246 72H245V73H246ZM0 73H1V71H0ZM12 73H13V74H12ZM74 73H75L76 75H75ZM93 73H94V75H93ZM253 73H254V74H253ZM5 74H6V75H5ZM11 74H12V75H11ZM22 74L27 75V77H25V76L22 75ZM34 74H33V75H34ZM39 74H40V75H39ZM63 74H64V75H63ZM84 74H85L86 76H84ZM162 74H163V73H161V75H162ZM250 74H251V75H250ZM7 75H8L9 78L7 77ZM45 75H46V76H45ZM62 75H63V76H62ZM72 75H74V77H73ZM91 75H90V77H92ZM96 75H98V77H95ZM161 75H160V76L158 75V76L161 77ZM166 75H167V73H166ZM166 75H162V79H163V76L165 77ZM31 76H30V77H31ZM47 76H48V77H47ZM49 76H50V77H49ZM77 76H78V78H75V77H77ZM3 77H4V78H3ZM6 77H7L8 79H7ZM11 77H12L14 80H12ZM37 77H36V78H37ZM82 77H88V78H87V80H86L85 78L82 79ZM94 77H95L96 79H94ZM238 77H239V76H238ZM5 78H6V80H5ZM49 78H50V81H51V82H50V81H49V82H50L51 84H50V83H47V81L49 80ZM63 78H64V79H63ZM73 78H74V79H73ZM97 78H98L99 80H98ZM157 78H158V77H157ZM241 78H242V77H241ZM46 79H47V81H46ZM72 79H73L74 81H73ZM77 79H78V80H77ZM162 79H161V78H160L159 80L156 79V82H159V84H161L162 81H163ZM7 80H8V81L11 80V81H10L11 84H10V82L8 83ZM68 80H69V82H67ZM161 80H162V81H161ZM13 81H16L17 84H16V82L14 83ZM20 81H21V84H19ZM37 81H38V82H37ZM71 81H72V82H71ZM78 81H80V82H78ZM85 81H86V82H85ZM87 81L90 82L92 86H91ZM5 82H7V83H6L7 85L5 84ZM24 82H25V81H24ZM33 82H34V83H33ZM82 82H85V84H87V86H88V85H89V86L87 87V86H86L84 83H82ZM31 83H32V84H35L34 86L36 87V89H35V87H33L32 85H30ZM36 83L38 84V86L36 85ZM52 83H53V84H52ZM71 83H72V84H71ZM76 83H77L78 85H80V86H81V84H82V86H86V88H85V87H84V88H85V89H88V90H86L87 92H85V89H84V88H83L84 91H83V89L81 88L82 91H80V89L77 90V92H79L80 94H78L77 92H76V93H72V92H73V91H72L73 89H72V87H71L72 85H74V86H73V87H74V90H75V88H77V89L79 88L78 85L76 86ZM95 83H96V84H95ZM8 84H9V85H8ZM13 84H16V86L13 85ZM39 84H41V85L43 84L42 87L45 85L46 88H49V89H46L45 87H43V88H45V89H41V90H40V87H39V86H41V85H39ZM47 84H49V86H48ZM3 85H4V87H3ZM19 85L21 86V88L18 87ZM61 85H62L64 88H63ZM11 86H12V87H11ZM31 86H32V87H31ZM50 86H51V87L53 86V88H51ZM82 86H81V87H82ZM90 86H91V87H90ZM27 87H28V86H27ZM42 87H41V88H42ZM55 87H56L57 89H56ZM61 87H62V88H61ZM69 87H71V88H70V89H67V88H69ZM10 88H11V90H9ZM17 88H18V90L20 89V90H19L20 92H19V91H16ZM22 88H24L25 91H24V89H22ZM37 88H39V89H37ZM93 88H92V89H93ZM15 89H16V90H15ZM26 89H27V91H28L29 89H30L29 91H33V90L35 89V90L33 91V93L30 92L32 96H31L30 94H27ZM31 89H32V90H31ZM54 89H55V90H54ZM92 89H90V92H91ZM13 90H14L15 92H14ZM9 91H10V93H9ZM12 91H13V93H11ZM21 91H22V92H21ZM23 92H24V93H23ZM36 92H37V93H36ZM49 92H50V93H49ZM74 92H75V91H74ZM83 92H84V93H83ZM14 93H15V94H16V93H19V96H18V94H16L15 97H17V98L20 97V98H21V101H23V99H25L24 101L28 100V101H26V102H24V101L22 102V103H24V105H25V103L28 104V105H29V104H32V105H31V106H30V105H29V106H27V105L23 106V104H21V102H20V98H19V100H18L17 98H16V99L14 98V95H15ZM21 93H22V95L24 94V96L27 95L29 98H28V97H26V98L23 97V98H22ZM25 93H26V94H25ZM35 93H36V94H35ZM88 93H87V95L90 94V93H89V94H88ZM3 94H4V95H3ZM12 94H13V99H14V100H13L12 97H11ZM34 94H35V95H34ZM47 94H48V96H47V98H46V95H47ZM50 94H51V95H50ZM57 94H58V95L62 94V99H60V100L57 102V105H56V108H57V109H54V111H52V112H48V113H46L47 115H46V114H45V115L48 116V117H47L48 119L51 117V118H50L51 120H53V118H56V119H54V120H56V121L54 122V120H53L52 122H54V123L51 122V124H52L53 126H57V127H58V128L56 127L57 129H59V128H60V129L63 128V125H64V124H66L67 126L65 125L64 128H63L64 130H61L62 133H60V129H59V131H58V130H56V131L54 130L55 132L52 130L54 133L51 134L52 132H51L50 129H56V128H55V127H54V128L52 127V125L50 124V122H49L48 119H45V120H46V122H47V120H48V122H49L50 125H48V123L46 124V123H45V120H43V121H44V124H46V126L48 125L47 128H44L45 126L43 125L42 119H40L39 117H38V119H37V116H39V112H38L37 110H40V111H41V110L44 108L43 106H47V104H48L47 102H49V101L52 99L51 97L58 96ZM65 94H66V97H67V98L65 97ZM29 95H30V96H29ZM33 95H34V96H33ZM39 95H40V96H39ZM49 95H50V96H49ZM83 96H85L86 98L84 97V98H85V99H84ZM146 96H147V94H144V98H145ZM32 97H34V98H36V99H38V98L40 97V99H38V100L35 99L36 102L38 101L37 104H36V102L34 103V98H32ZM42 97L45 98V99H43L44 101L42 100ZM27 98H28V99H27ZM30 98L33 99V100H31ZM79 98H80V99L83 98V101H81V102H85V103H83V104H81V105H77L78 102H79L78 100H80ZM9 99H10V100H9ZM46 99H47V100H46ZM142 99H143V98H142ZM142 99H141V101H142ZM16 100L19 101L20 104H19V102H17ZM30 100H31L33 103H32ZM75 100H77L78 102H76ZM84 100H85V101H84ZM39 101H40V102L42 101V104H41ZM67 101H69V103L71 102L72 104H73V102H74V104H76L77 107H78V106H79V107H78V108L75 107V108H73V110H72L71 107H74L75 105L73 106V105L70 103V104H71V107H69L70 105H69V103H68ZM135 101H136V103H138V100H137V99H136ZM81 102H80V103H81ZM133 102H134V101H133ZM12 103H13V104H12ZM65 103H66V104H65ZM127 103H130V105H129V104L127 105ZM136 103H135V104H136ZM17 104H18L19 106L21 105V107H17V106H18ZM64 104H65V105H64ZM67 104H68V105H67ZM124 104H126V106H124V108H123V106H122V108H123V109L126 108V109H128V111H127L126 113H124L125 110H122V112L119 113V114L122 115V113H123V116H124V115H126V114L129 112V110H130L131 115H130V113H129L130 116L128 117V114H127V116H126L127 119L124 118L125 120L123 119V116L118 117V116H120L119 114H118L117 116H114V117H116L115 119L112 117V121L109 119L111 122H113V121L115 120L113 123H116V119H119V121L117 120V124H118V123H119V124H118V125H114V127L116 126L115 128L112 127V126H113V123L110 122V123H111V124H110V123H108L109 120H107L108 122H105V123H107V124H109V125H106V129L104 130V127H105V126H104V124H103V129H102L103 132L105 131L106 133H105V132H104V133H103V132L101 133V134H102V135H101L102 137L104 136L103 134L107 135V134H109L110 132H112L111 134H109V136L111 135V137H110L111 139L113 138V137H112L113 135H114V136L116 135L117 137L115 136L112 140H111L110 138H108V137H109L108 135L106 136L107 138H105V137H104L105 139L102 138L103 141H106V142H108V143H107V145H106V142H104V144L102 145V147L105 146V145H106V146H105L104 150L101 151V153H98L99 151H97V152H96L97 154H96L92 149H91V151H89V150H90V149H89V150L85 151V153H87V152L89 151L86 155H84L85 153L83 154L84 157H83V156H80V157H79V160H80L79 164L82 163V164H85L86 166H85V165L83 166L82 164H80V165L78 164V165H77L78 167L75 166L74 168H77V169H76L77 172H79V171H81V172H79V173H75L76 171H75V169L73 168V169L70 171L68 178L66 177L68 174H67L66 176H64L63 178H60V179L64 180V182L61 181V183H60V181H58V182L56 183V185H58V188H59V190L56 189L57 192H58V191H59V192L61 191V192L64 194V195H63L61 192H60L61 194L58 192V194H59L60 196H62V197L64 196L63 198H65V197H66V198L70 197V196H69L70 194L68 195V193H70V191H71L72 193L75 192L74 189H75L76 186H77L78 184H80V183L82 184L81 186H83L84 189H88V188H91V187L93 188V187H95V185H97L98 179H99V181H100V180L102 179V177H104V176H106V175L108 176V172H112V170H113V166H112V167H111V166H110V167H105V170H104V168H103L104 166H103L102 168L100 167V169H99V168L93 169V168H94L93 165L95 164V160H96V158H97L96 156L99 157V156H100L99 154H101L102 156L107 155V154L111 151V149H113L114 145H116L117 143H119L120 140H125L126 138H128L127 136H129L130 133L128 134L127 132H128V131L131 132V131H130V129H127V128L130 127L131 129H133V128H132V125H133V119H132V118H135L138 114L140 115L141 113H144L142 110H140V108H139V106H138L137 104H136V105H137V107H138V110H140L139 113H137V112H138V111L136 110L137 107H136L135 105H133V103H132V105H131V102H126V103H124ZM124 104H123V105H124ZM138 104H139V103H138ZM8 105H10V107L14 105L17 109L14 110V109H13V108H15L14 106L10 109V108L8 107ZM42 105H43V106H42ZM61 105H62V107L64 106V108L60 107ZM39 106H40V109H39ZM66 106H68V107H66ZM86 106H87V105H86ZM128 106H129V107H128ZM130 106H132V107L134 106V108L136 107V108H135V112L137 111V112H136L137 115H136L135 117H133L134 114H135V112H133L134 114L132 115V110H133V108L131 109ZM36 107H37V108H36ZM65 107H66V108H65ZM5 108H7V109H5ZM8 108H9V109H8ZM41 108H42V109H41ZM61 108H62V110H61ZM34 109H36V112H35ZM77 109L80 110L79 113H78V110H77ZM6 110H7V111L9 110V112H7ZM33 110H34V113H33ZM55 110H56V112H55ZM57 110H59V112H57ZM60 110H61V112H60ZM71 110H72V111H71ZM10 111H11L12 114L10 113ZM24 111H25V112H24ZM42 111H43V110H42ZM123 111H124V112H123ZM30 112H31L33 115H32ZM54 112H55V114H57V115H55ZM75 112L78 113V114H76ZM6 113H7L8 115H7ZM35 113H36V114H35ZM50 113H52V116H53V117H52V116L49 117V115H51ZM74 113H75V115H72V114H74ZM10 114H11L12 116H11ZM24 114H25V115H24ZM64 114H65V116H63ZM23 115H24V116H23ZM35 115H36V116H35ZM41 115H43V114H40V116H41ZM66 115H68V116H73V117H72V118H71V117H67ZM77 115H78V116H77ZM9 116H10V118H9ZM19 116H20V118H19ZM21 116H22V117H21ZM46 116H45V117H46ZM59 116H62V118L59 117ZM76 116H77V117H76ZM11 117H12V121H13V122L11 121ZM15 117H16V118H15ZM17 117H18V118H17ZM23 117H24V118H23ZM42 117H44V115H43ZM42 117H41V118H42ZM58 117L60 118V120L58 119ZM63 117H65V118H63ZM124 117H125V116H124ZM70 118H71L72 120H69ZM120 118H121V119H120ZM130 118H131V119H130ZM6 119H7V121H6ZM9 119H10V120H9ZM14 119L16 120L15 122H14ZM21 119H23V121H22ZM25 119H26V120H25ZM35 119H36L38 122H36ZM66 119H67V120H66ZM24 120L27 121V122L29 121L30 124H29V122H28V123L26 122V124H27V125L29 124V125H28V126H26V124L24 125V123H23ZM34 120H35V121H34ZM51 120H50V121H51ZM57 120H59V122H60V121H61V122L58 123ZM63 120H64V121H63ZM121 120H122V123H121ZM123 120H124V125H125V124H127V125H125V126L122 125V126H121V124H123ZM128 120H129V121H128ZM3 121H4V122L6 121V122L4 123ZM2 122H3V123H2ZM7 122H8V123H7ZM9 122H11L12 125L14 124L12 128H11V123H9ZM175 122H176V120H175ZM175 122H172V121H171V122H169V126H170V127H167L168 125L166 126V127L168 128V130H167V128H165L166 131H168L167 134L170 133V132H169V131H170L169 129H171L172 126H173V128L175 127L174 125H176V127H175L176 130L174 131V134H175V135L178 134L177 132H179V128H178V124H179V123H178V121H177L176 123H175ZM22 123H23V124H22ZM55 123H56V124H55ZM57 123H58V124H57ZM61 123H62L63 125H62ZM70 123H71V124H70ZM120 123H121V124H120ZM129 123L131 124L130 126H128ZM15 124H16L17 126H19V127H20V125H21V127H23L25 130H24L23 128L21 129V127H20V128L18 127V128H19V130H18V128L15 126ZM60 124H61L62 126H61ZM172 124H173V125H172ZM23 125H24V126H23ZM58 125H60V127H59ZM69 125H70V127H69ZM5 126H7L9 129H8V128L5 129ZM14 126H15V127H14ZM43 126H44V127H43ZM118 126H120L121 128H117ZM126 126H127V127H126ZM35 127H36V128H35ZM124 127H125V129H124ZM16 128H17V130H15ZM28 128H31V131H30V129H28ZM32 128H33V129H32ZM37 128H38V129H37ZM39 128H40V129H39ZM42 128H44V129H42ZM65 128H66V129H65ZM108 128H109V130H108ZM110 128H111L112 130H111ZM175 128H174V129H175ZM45 129H47V130L45 131ZM48 129H49V130H48ZM114 129H115V130H114ZM116 129H117V131L120 129V131H118L119 133L122 131V133H120V134H121V137H120V138H119L120 134L116 132ZM121 129H122V130H121ZM123 129H124V131H123ZM177 129H178V131H177ZM7 130H8V131H7ZM28 130H29V131H28ZM40 130H42V133H44V134H42ZM110 130H111V131H110ZM113 130H114V131H113ZM126 130H127V131H126ZM33 131H35V132H33ZM43 131H45V132L47 133V136H48V137L45 136V132H43ZM48 131H50V134H51V135H49V132H48ZM108 131H110V132H108ZM166 131H164V133H166ZM171 131H173V129H171ZM176 131H177V132H176ZM7 132H8V134L10 135V138L8 137L9 135L7 136L8 139H7V137H6ZM25 132H26V135H25ZM28 132H29V134L32 132V133H34V135H33L32 133H31V135H29ZM58 132H59V134H61V135H59ZM107 132H108V133H107ZM113 132H114V133H113ZM115 132H116V133H115ZM125 132L127 133V135L124 134ZM175 132H176V133H175ZM4 133H5V134H4ZM164 133H163V131H162V134H164ZM172 133H173V132H172ZM19 134H20V135H19ZM23 134H24L25 136H24ZM35 134H38V136L41 134V135L43 136V138L41 139V140H42V144H41V141L39 140V139L42 137L41 135H40L41 137L39 136L37 139H35L36 142H37V140H38V144H37L36 142H34L33 138H34L35 136H37V135H35ZM112 134H113V135H112ZM123 134H124V135H123ZM162 134H161V135H162ZM170 134H171V133H170ZM174 134H173V135H174ZM21 135H22V137H21ZM27 135H29V136H27ZM15 136H16V139H14ZM17 136H18V138H17ZM30 136H32V138H31ZM44 136H45L46 138H49V139L51 138V137H49V136H52L53 139L51 138L52 140H49V139L44 138ZM122 136H123V137H122ZM124 136H125V137H124ZM163 136H165V134H164ZM169 136H170V135H169ZM171 136H172V134H171ZM5 137H6V138H5ZM13 137H14V138H13ZM20 137H21L22 139H21ZM28 137L31 138V139H30V140H32L31 142L28 140V139H29ZM58 137H57V138H58ZM160 137H162V136H160ZM172 137L174 138L175 136H172ZM24 138L26 139L27 143H28V142H29V143H28V144H27V143H24V145H22V142L24 141ZM27 138H28V139H27ZM35 138H36V137H35ZM116 138H119V139H118L119 141H118ZM121 138H122V139H121ZM170 138H171V137H170ZM173 138H171V139H173ZM6 139H7L8 141H6ZM18 139L21 140V141H19ZM55 139H54V140H55ZM106 139H108V140H106ZM163 139H165V138L162 137V138H161V141H163ZM14 140H15V141L17 140V142H14ZM45 140L48 142L47 144L45 143V142H46ZM54 140H53V141H54ZM10 141H12V143H13L14 146H15V144H17L16 146H18V147H17V148H16V146L14 147V146L10 143ZM26 141H25V142H26ZM39 141H40V144H39ZM103 141H102V142H103ZM116 141H117V142H116ZM7 142H8V143H7ZM19 142L21 143V146H25V148L23 147L24 150L22 149V147H19V145H20ZM33 142H34V143H33ZM114 142H115V144H114ZM120 142H121V141H120ZM30 143L32 144V146H31ZM35 143H36V145H35ZM111 143H112V144H111ZM18 144H19V145H18ZM25 144H27V146L30 145L32 148L29 149V147H26ZM33 144H34V146H33ZM48 144H49V145H48ZM109 144H110L111 146H110ZM12 146H13V148H12ZM108 146H110V147H108ZM3 147H4V148H3ZM7 148H8V149H7ZM19 148H21L24 152L22 153V150H20ZM36 148H37V149H36ZM106 148H107V150H106ZM17 149H18V150H17ZM28 149L32 151V152L30 151V154H31V156H32L34 159H36V160H34V159L30 156V154L28 155L29 152H28V153L26 152V150H28ZM35 149H36V151H35ZM14 150H16V152L18 151L19 153L17 154ZM33 150H34V151H33ZM45 150H46V149H45ZM98 150H100V149H98ZM11 152H12V153L15 152V154L17 155L16 158L18 157L17 160H13V159L15 158V154L13 153V154L11 155ZM92 152H94V154H93ZM24 153H27V154L25 155ZM19 154H21V155L24 154L23 160H21L22 158H20V157H22V156L19 155ZM34 154H35V153H34ZM89 154H90V156H89ZM91 154H93L92 156H94V155L96 154L94 157L91 158L92 160L94 159L93 161H92V160H89L90 157H91ZM27 155H28V156H27ZM45 155H46V154H41V156H45ZM25 156H26V160H25ZM29 156H30L31 159L28 158ZM87 156H88V159H87ZM1 157H2V158H1ZM8 157H10V158L7 159ZM71 157H72V156H71ZM71 157H70L69 160H68L69 162L67 161L69 164L72 163V160L74 159V155H73L72 158H71ZM95 157H96V158H95ZM11 158H13V159L11 160ZM16 158H15V159H16ZM19 158H20V160H21L24 164L27 163L26 161H30L31 163H33V162H32V159H33V161H34L33 164H34V165L29 164V162H28V164L25 165V166H26V167H25L24 164L19 160ZM84 158H86L87 160H85ZM5 159H7L8 161L5 160ZM27 159H28V160H27ZM18 160L20 161L19 163H18ZM83 160H84V161H83ZM5 161L8 162V163H9V161H10V164L6 163ZM12 161H13V163H12ZM86 161H90V162H88L89 164H88ZM16 162H17V164H16ZM5 163H6V164H5ZM20 163H22V165H18V164H20ZM68 163H65V164H67L66 166H68ZM14 164H15V165H14ZM11 165H12V166H11ZM13 165H14V167H13ZM91 165H92V166H91ZM21 166L24 167L23 170H22ZM72 166H73V163H72ZM80 166H83V167H80ZM9 167H10V168H9ZM12 167H13V168H12ZM69 167H71V166L69 165ZM25 169H26V172H25ZM88 169H89V170H88ZM108 169H109V171H108ZM8 170H9V171H8ZM13 170H14V171H13ZM15 170H16V171H15ZM21 170H22V171H21ZM73 170H74L75 172H74ZM95 170H96V172H95ZM102 170L105 171V172H104L105 174L103 173ZM12 171L15 172V174H12ZM18 171H19L20 173H19ZM23 171H24L25 173H23ZM88 171H92V174L95 173V174H93V176H92V178L94 177L95 179H94V178L92 179L91 177H87V176H85L86 172H88ZM16 172H17L19 175H16V174H17ZM73 172H74V174H73ZM82 172H83V173H82ZM97 172H99L98 175H97ZM2 173H3V174H2ZM24 174H25V175H24ZM76 174H77V176H76ZM99 174H101V175L99 176ZM3 175L8 176V177H9V175H10V176H12V175L14 176V175H15V177L12 176V177H11L12 180L9 178V179H10V182L7 183V181H9V179H8V178L5 179V177H4ZM71 175H72V176H71ZM73 175H74V176H73ZM79 175H80V176H79ZM19 176H20V177H19ZM23 176H24V177H23ZM81 176H83V177L85 178V182H82V181H81V178L83 179V177H81ZM98 176H99V177H98ZM22 177H23V178H22ZM70 177H71V178H70ZM72 177H73V178H72ZM16 178H20V179L17 181ZM65 178H66V180H65ZM86 178H87V179H86ZM7 179H8V180H7ZM67 179H68V182H67V184H66ZM71 179H73L72 182H71ZM74 179H75V180H74ZM89 179H91L92 182H91ZM96 179H97V180H96ZM5 180H7V181H5ZM93 180H94L95 184H93V183H94ZM3 181L5 182L4 184H3ZM83 181H84V180H83ZM88 181H90L91 183H89ZM22 182H21V183H22ZM69 182H70V183H69ZM73 182H74V183H73ZM6 183H7L8 185H7ZM12 183H11V184H12ZM71 183L73 184V186H72ZM11 184H10V186L14 185L15 188L17 187V184H16V183H15V184H12V185H11ZM22 184H24V182H23ZM61 184H64V185H62V187H59ZM75 184H77V185H75ZM92 184H93V185H92ZM65 185H66V187H65ZM70 185H71V186H70ZM87 185H88V186H87ZM10 186L8 187V189H6V192H8ZM20 186H22V185L19 183V186H18V187H20ZM12 187H13V186H12ZM14 187H13V188H14ZM18 187H17V188H18ZM63 187H65V188H63ZM70 187H71V188H70ZM55 188H57V186H56ZM62 188L64 189V191H62V190H63ZM73 188H74V189H73ZM10 189H11V188H10ZM60 189H61V190H60ZM65 189H66V190H65ZM67 189H68V190H67ZM72 189H73V191H72ZM54 190H55V189H54ZM66 191H68V192L66 193ZM0 192H1V190H0ZM9 193H10V192H9ZM9 193H8V194H9ZM52 193H54V194H51V196H52V195L55 196L56 193H55V192H52ZM65 193H66V194H65ZM0 194H1V193H0ZM58 194H57V195H58ZM1 195H2V194H1ZM65 195H66V196H65ZM53 196H52V200H53ZM0 197H1V196H0ZM47 199H48V198H45L44 200H45V202L47 201L46 203H47L48 205L45 204V202H43V203H40V206H41V204H45V206L47 207V206H49V204L52 203V202H51L52 200H51V201L49 200V199H51L50 197H49V199H48L49 202H48ZM41 200H43V198H42ZM44 200H43V201H44ZM12 201H13V200L11 199L10 202H12ZM38 202H39V201H38ZM40 202H41V201H40ZM45 206H43V207L45 208ZM41 208H42V207L37 208L38 210L36 209V210L38 211V213H37V211L34 210V209H32L33 212H32L30 209H28V210H27V209H25V210H21V212H20L21 215H20L19 212H16V211H17L16 209H13V208H12V209L9 210V211L12 212V214H13V216H14V219H16L17 222L19 221L18 223H22V222L24 223V221H25V217H26V214L30 215V212H31L32 215L35 213L33 216L30 215V217H34V216H38V215H43V214H45V211H46V210H45L44 208H42V209H41ZM43 209H44V210H43ZM26 210H27V211H26ZM29 210H30V212H29ZM40 210H41V212H39ZM0 211L2 212V208H0ZM14 211H15L16 213H18L19 215H18V214L16 215ZM18 211H20V210H18ZM35 211H36V212H35ZM42 211H43V213H42ZM10 212L8 213V215L11 214ZM13 212H14V213H13ZM22 212H24V214H25V213H26V214L22 216V214H23ZM27 212H29V213H27ZM36 213H37V214H36ZM12 214H11L10 218L8 217L9 219L6 217V220H7V221H6V220H5V221L3 220V221H4L3 226H4L5 224H7L6 227H7L8 229H9L11 226H13V227H12L11 229H9L8 231H7V228L4 227V229L6 230V231H5V230L3 229V230L5 231V233H10V232H11V233L13 234V232H15L16 229H17V227L15 228L14 225H11L12 222H14L13 224H16V221H15V220H13V219L11 220V218H13ZM14 214H15V215H14ZM8 215H7V216H8ZM24 216H25V217H24ZM1 217H3V215H0V219H1L0 223L3 222ZM15 217H16V218H15ZM20 217H23V219H20ZM112 219H113V223H114L115 220H118V219H114V218H112ZM8 220H9V221H8ZM23 220H24V221H23ZM110 221H112V220H110ZM5 222H9L11 226H9V223H5ZM18 223H17V224H18ZM23 223H22V224H23ZM17 224H16V225H17ZM16 225H15V226H16ZM0 226H1V225H0ZM3 226H1L0 228H3ZM20 226H21V224H20ZM20 226H19V227H20ZM3 230L0 229V238H4L6 241H5V240L0 241V248H1V246H2L1 250H3V251L1 252L0 259L3 258V257L7 254V252H6L5 250L8 248V245H5V244H6V243L8 242V240H9V239L7 240V238H8V237L10 238V237L12 236L11 233H10L11 236H9V234H8V236H7V235L3 232ZM10 230H11V231H10ZM14 230H15V231H14ZM2 232H3L4 234H1ZM1 235H2V236H1ZM5 235H6V236H5ZM3 236H4V237H3ZM6 237H7V238H6ZM0 240H1V239H0ZM10 240H11V238H10ZM10 240H9V242H10ZM1 242H3L4 244L1 243ZM9 242H8V243H9ZM3 246H4V247H3ZM5 246H6V247H5ZM4 248H5V249H4ZM1 250H0V251H1ZM2 254H3V255H2Z\"/></svg>",
    "mask_w": 264,
    "mask_h": 264
}]
</instances>
